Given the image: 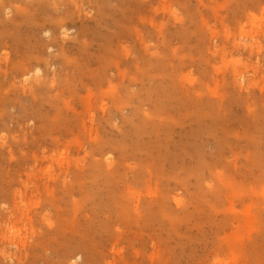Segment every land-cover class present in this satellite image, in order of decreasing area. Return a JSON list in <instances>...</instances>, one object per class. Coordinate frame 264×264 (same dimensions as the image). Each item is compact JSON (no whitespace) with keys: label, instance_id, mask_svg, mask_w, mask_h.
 Returning <instances> with one entry per match:
<instances>
[{"label":"rangeland","instance_id":"obj_1","mask_svg":"<svg viewBox=\"0 0 264 264\" xmlns=\"http://www.w3.org/2000/svg\"><path fill=\"white\" fill-rule=\"evenodd\" d=\"M0 1H2V0H0ZM3 1H5L4 2L5 3L4 6L6 5V7L8 5H10V3H12V1H10V0H7L8 3H6L7 2L6 0H3ZM9 1H10V3H9ZM15 1H14L15 4L10 5V6H13V7L9 6L7 8V10H5L4 6H2V4H1L2 2L0 3V6H1L0 12H2V9L5 11V12L3 11L4 13L2 12L4 15L0 14V20H2L3 23L5 22L4 20H6V19H7L6 22H8V19L10 20V18H13V16L15 17L17 12H19L22 9H25V8H30V9H32V11H35L36 13H38L39 16H40L39 18H41V20L43 22L45 21L43 19L47 18V16H48V19H46V20H50L51 22H53V21L49 17H52V18L54 17L53 19H56V21H55L56 24L60 20V17L63 18L64 15H65V17H68V18H64L62 20L63 22L61 20H60V22H58V24L60 25V29H59V25L58 24H57L58 25V27H57V25H55L54 22L53 23L50 22L51 26H50L49 23H47L46 27H44L45 31L42 30L43 26L39 27V29L41 28V30L35 31L36 32L35 33L36 34L35 35L36 39L34 38V41L37 42V40H39L37 42L38 46L40 47L39 49L43 50L44 52L42 51V53H44V54L46 53V54L45 55L41 54L42 55L41 57L45 56L44 57L45 59L44 58H42V59L40 58L41 61L40 60L35 61V59L33 60L34 62L31 65V69L32 70H31V73L27 75V78L22 77L20 72H17L20 75V77L18 76L17 73L15 74L17 77L14 76V75H12V76L8 75V76L4 77V80L7 81L6 85L9 84V85H7L8 87L11 84L8 81L12 80V85L11 86L13 88L16 87L17 89H16L15 93L13 91L12 94H10V95L7 94L9 97L11 96V98L7 99L8 103L11 106L5 102V105H7V108H8V106L10 107V109L8 108L7 112L5 110L7 108H5L4 104L2 102H0V159L2 158L1 166H3V168H1V166H0V170L1 169L3 171L6 170V172L4 171L5 173H8L9 171H12L11 173H15L17 164L19 162H21L26 155H28L30 157L32 153H33V155H37L38 154L34 158H33V156L28 158V159L31 160V161L29 160L30 161L29 163H31V164L28 163L29 165L28 164L26 165L25 171H22V172H25L24 174L21 172L22 173V175H21L22 181L19 180V177H17L18 180L15 179L16 180L15 182H17V183L13 182L15 184V185H13V187H15V186L20 187V189H22V191L24 189V192H22L24 198L23 197L19 198V201H18L17 197H16L17 198L16 200L14 199L15 198V196H13L15 194L14 191L15 190L16 191H20L17 187L12 189L13 192L11 191L12 194L14 193L12 195V197H14L13 200H12V197H8L7 196L9 201L6 198V201L3 202L2 201L3 197L0 196V199H1L0 201L2 202V203L0 202L1 203L0 206L2 205L0 207V209L2 208V210H0L1 212L4 211V210H5L6 214H9V212H17V209L20 207V201H21V207L18 210L17 214L19 215V214H21V212H27L30 215V218L28 217V219L32 220V221L26 222V223L25 222H23V223L18 222L20 224L16 226L18 231H19L17 233V235H18V237H23L24 238L25 244H20V246L22 245L23 247H20V246L17 247V246L12 245V244L7 246L10 249V251L12 252L13 255H14V252L17 251L18 253L23 254L24 255L23 258H24L25 257V253L28 251L27 252L28 255L32 256V257L30 256L32 258V259L30 258V261L32 260L33 262L34 261H36L37 263L39 262L38 264H49V263L53 264L52 263V261H53L54 264H57V261H59L58 260L59 257H58L57 253L58 252L61 253L62 250H64V248H65L62 245L58 246V244H57L55 246L56 249H57L56 253L52 252V251H48L47 252V255L49 254L48 256L51 257V259L49 258V260L47 259V257H48L47 255L46 256L42 255V253H41L42 251L39 252V255H42V256H38V254H34V253L38 251V249H39L38 246H39V244L42 243L41 238H43L49 231H51V233H48V236H50L53 232L56 231V230L54 231L55 224L57 222H58L57 223L58 225L60 224L59 223L60 217H58L60 212H58V211L61 210V212H62V211H64L66 209L65 210L66 211L65 212L66 221L68 222L70 220V218H69V214H70L71 220L73 221V222H71V220H70L71 223H74L76 220H80L81 216H82L81 218L84 220V218H83L84 214L82 215V213H85L86 215L88 214V217L90 215V217L92 218V216L94 215V212L91 211L92 208L90 206L93 205V203H94L93 201H96L95 203L100 202L99 201L100 199H99V197L97 195L96 199H94L92 201L91 200H86V199L83 201V198L81 200V197H83V195H81V194H83V193L81 192L79 187H76L77 190H76V188L74 189L73 194L77 193L78 195L77 194L74 195V196H76L74 198L71 197V199L69 201L70 204L69 203L68 204L67 203H63V206H66V205H69V206L68 207L66 206V208H64L61 205V208H63V209L59 208L60 210L59 209H55L54 207L49 205L48 201H46V199L45 200H42V199H43V197L46 198V197H48V196H50L52 194H55L56 192H57L56 195L59 194V195H57L58 197L60 195H62L63 192L60 190L61 186L59 185L62 182L61 181L62 178H63V180L64 179L66 180L67 184H69L71 182V179L74 178V176H75L74 173L76 172V170L81 169L80 167L86 168V167H88L90 165L91 160H92L91 159V153L94 152V151H95V156H96V153H97L98 154L97 155L98 158H102L103 157L102 159L105 158L111 164H115L118 161H120V158H119L121 156L120 151L115 149V148H113L112 146H110V144H111V140H114V139L115 140H121L123 138V136H122L123 132L126 131L127 129H129V127H127V125L128 124L130 125L129 122L126 125L125 121L128 118L130 119L131 116H134V113H135V108H136V107H134L135 105L130 104V103L126 104L127 103L126 102L125 105H122L121 107H118V105L116 103L117 102L116 98H118V100L121 99V98L122 99L124 98L123 96H121L124 92L126 93V94L124 93L125 94L124 96L127 97L128 89L130 90V92H132V91L133 92H135V91L138 92L141 88H146L147 91H149V90H151V87L153 85L152 88H154V90H151V91H155L156 89H159L160 92H161L163 88L167 87V90H169V89H172V88L174 89V87H175V89L174 90L172 89V91H176L177 94H178L177 96L183 95V92H184V95L181 96V98L185 97V99L187 97L185 96V91H183V89L184 90L187 89L186 90V95L189 93L188 91H190L192 89L190 91V93H189V95H191V94L194 95V96L191 95L193 97L192 101L196 103L195 100H197V102H199V103H196L195 105L204 104V103H209L211 100L213 101V98H214V100L217 99L222 94H223L222 96H224V92H226L225 94H227V95H225L223 97L224 100L227 99L229 96L232 97V95H234V93H235V92H233V91H235V88L233 87V90H232V83L230 81L229 82L231 84L228 83L227 80H231V78H232L231 76H233V78L231 80L233 82L234 78H235V72L237 71V73L240 74L239 77H238V81H239V83L241 85L244 86V88L241 89V90L239 89L236 92H240L238 94L241 95V93L243 91H245V93L244 92L242 93V96H244L243 94H246V95L250 96V100L248 99V102H247L248 104L247 103L243 104L242 105L243 107L241 106L240 109L239 108L237 109V107L234 108L235 115L238 117L237 120L238 121L239 120H241V121L245 120V122H247V123L256 125L254 122L258 120V119L256 120V117L258 116L257 114H259L261 111H263L264 107H263L262 103L259 102V101L262 100L261 96H262V98L264 97V95H263L264 81L262 80V79H264V60H263L264 59V57H263L264 56L263 55L264 54L263 53L264 52L263 51L264 50V48H263L264 47V42H261L262 40L264 41V33H262L263 30H264V29H262V27L264 28V8H263L264 0H257L258 1L257 4L259 3V4L262 5V6L260 5V8L257 7L259 5H255L256 4V2H254L255 0H251L252 2L249 0L248 3H247V1L245 2L243 0L242 3L244 5V7H243V5L241 6V4H242L240 2L241 0H237L238 1L237 3H239V4L241 3L240 5L238 4L239 6L237 5V7H239V8L235 7V5H236V1L235 0H231V1L229 0L228 2H227V0L226 1L225 0H143L141 3H140L141 0H130V1L129 0H94V2L92 0H82V1L81 0H77V1L75 0L74 2H72L74 4H71V2H70V1H73V0H46L45 1L46 3L41 0L43 2V4L39 3L37 1H36V3H34L35 0H15ZM120 1L121 2L125 1L124 3H122L123 5L124 4L127 5L129 3L130 6H132L133 9H135L134 10L135 12H133L132 7H129V5H127V6L129 8H131L130 10H132V11H130L129 8H126L130 13L128 14V11L126 9H125L126 13L123 12L121 8H123V10H124V8L126 6L124 5V7H122L123 5H121V7H120V3H119ZM126 1H127V3H126ZM132 1H134V2H132ZM136 1H137L138 4H141V6L143 5V7L140 8L141 7L140 5H139L140 7H137L138 4L136 3ZM229 2H231V3H229ZM249 2H250V4H249ZM44 3H45V5H44ZM66 3H69V4H66ZM224 3H225V5H223ZM246 3H247V5H246ZM74 5H75V7L77 9L74 7ZM101 5H102V8L104 6L106 8L105 7L103 9L100 8ZM245 5L248 6V7H249V5L250 6L252 5L251 7H254L256 10L254 8H248ZM144 7L145 8L148 7L147 9L149 10V12H148L147 9L145 10ZM245 7H246V11L250 12V13L248 12L249 14L245 11ZM98 8H100L101 11ZM233 8L236 11H237V9L239 10V13H241V17H242V11H243L241 9L244 8V11H243V13L245 15V16H243L244 19H241V17L239 16V13H237L238 11L237 12L235 10L231 11ZM97 9L99 10V13H103L102 10L105 11L103 13L105 15H103V14L99 15ZM136 9L139 10V11L137 12ZM248 9H251V10H248ZM252 10H253V12H252ZM119 11H122L123 13H125L126 17L122 16L123 13L121 12L122 13V15H121V13H119ZM140 11H141V13H140ZM227 11H229V12H227ZM70 12H71V14H70ZM131 12H133L134 14L138 13L140 16H138V14H137V15H132L133 18L132 17L130 18L129 15L133 14ZM40 13H42V14L40 15ZM43 13H44L45 16L46 15L47 16L44 17ZM227 13H229V14L226 15ZM252 13H254V14H252ZM62 14H64L63 17H62ZM67 14L69 16H72V18L67 16ZM230 14H233V16L230 15ZM247 14H248V16H247ZM250 14L254 15L253 17H255V19L258 20V23H257V20H254V18ZM101 15H103V18H101ZM193 15L196 16V17H194ZM41 16H43L44 18H42ZM134 16H136L135 22H134V20H131V19H135ZM221 16H222V19H221ZM235 16H236V18H235ZM238 16H239V18H237ZM16 17H17V15H16ZM127 17H129L130 19H128ZM223 17L226 19V21H225V19ZM231 17H234L235 19L233 18L232 20H230ZM228 18H229V20H228ZM57 19H58V21H57ZM121 19H123V23L124 24H126L127 21L129 22V20H131L130 23H129L130 25L128 24V22H127L128 25L127 24L126 25H124V24L120 25L119 23L122 21ZM238 19H240V21L242 20L241 21L242 22V26L240 24H239L240 26L238 24H237L238 26L235 25L237 22H239ZM233 20L234 21L236 20L237 22L235 21V24H234ZM245 21L248 22L247 23L248 28L250 26H252V27H250L249 29L246 28L247 25L245 26ZM254 21H255V23H254ZM241 22H239V23H241ZM44 23H46V21ZM131 23H132V25H131ZM47 25L50 26V28ZM53 25L56 26L55 28H56L57 31L55 29L51 28V27H54ZM26 27H27V25H26ZM235 27H236V29L238 27L240 29V31L237 30L239 32V33L237 32L238 34L237 33L235 34L233 32V31H236ZM46 28H47V30H46ZM255 29H260V30H256V32H255ZM253 31H254L255 35H252ZM258 32H259V34L261 33L260 36H259ZM30 33H31V31L29 29L23 28L22 30H20V32L18 34L20 36H22L23 39H25V38H27V36ZM118 34H120L119 37H120L121 40H119L118 42L117 41L115 42V40L117 39L116 36ZM241 35L243 36L242 38L240 37ZM245 35L247 36V38H246ZM53 36H55V38L57 37L56 39H58L59 41L58 40H56V41L59 44H57V42H56L57 45H55V40H54V43L51 42L53 39H55ZM202 36L204 37V39L206 41V42L204 41L205 44L202 42V39H203ZM231 36H234V37L232 38ZM249 36H252V37H249ZM253 36H256V38L258 40H254L256 38L253 37ZM22 37H21V39H22ZM43 38H46L48 40V42L45 39L47 43H44L45 40H43ZM252 38H254V39H252ZM259 38L262 39V40H260ZM230 39H232V40L234 39V41L231 42ZM16 40L18 42H20V40H18L17 38L16 39H13V38L9 39L7 37H6V42H5L0 37V71L1 70L3 71V72L1 71L0 75H2V73L5 74V70L7 69V67L12 65V64L10 65L9 63L14 61V60L17 61V59L20 58L22 51L27 49L26 46H23L22 43L20 45L19 43H17ZM39 42H40L41 46L39 45ZM114 42H115V44H114ZM200 42H202L204 45L202 43H200ZM41 43L44 44L45 46L44 45L42 46ZM226 43H227V45L225 46ZM232 43L234 44L233 49H232V47L230 48V46L233 45ZM255 43H256V46H255ZM110 44H112V45H110ZM252 44L255 47L254 52H256L257 54L254 53L253 51H251V48L249 49L250 52H247L248 48L251 47ZM108 45L112 46V48L114 50V53L111 52L113 50H111V51L109 50L111 47L109 46L110 47L109 48ZM193 45H194V47H193ZM240 45H244V47H242V46L240 47ZM191 46L194 48V50H193V48ZM202 46H204V48ZM200 48H203L204 51H205V54H203V56H200V53H204L203 49L199 51L200 53L198 51H196L197 53L195 52V50L200 49ZM227 48H228V50H227ZM183 49H184V51H181ZM191 49H192V51H191ZM238 49H240V51ZM242 49L244 50V52H242L243 51ZM260 49H261V51H260ZM185 50H187V51H185ZM219 50H220V52H219ZM87 51H88V54H87ZM104 51H106V52L104 53ZM108 51H110V52H108ZM190 51L194 52V53L193 54L190 53L191 55H189ZM238 51L242 52V53H238ZM82 52H83V54H82ZM91 52H93L95 55L94 54H93L94 56L91 55L92 54ZM64 53L69 55L67 57H71V58H68V59L73 60V61L76 59L77 62L82 63L79 66L82 67L84 65L82 67L83 70H82V68H80L77 65V68L82 70V71L81 70L78 71L79 74L81 72L80 75H76V74H78L77 69H75L77 62L76 63L73 62V63H75L74 64L75 65L74 68L72 67L73 65L71 66V64L67 65L68 64L67 63L68 60H67V62L64 60V57H63ZM101 53L103 55L105 54L106 58H107V56H109V57L107 59H104L105 56L102 55V57H101V55H100ZM183 53H184V56H183ZM79 54L80 55L82 54L84 56L86 55L89 58H91V60L88 57H84L82 55L80 56ZM113 54H115V55H113ZM219 54H221V55H219ZM245 54L246 55L248 54V56L246 57ZM97 55H99V57ZM179 55H180V57H181V55L183 57L180 58ZM140 56H142V58ZM161 56L164 57V59ZM191 56L192 57L194 56V57L192 58ZM219 56H221V57H219ZM257 56L259 58L261 56L262 59L258 60ZM157 57H159V58H157ZM217 57H219V58H217ZM102 58L105 60L106 63L105 62H101V61H103ZM152 58H153V60H152ZM155 58L157 60V61L155 60L157 63L159 62L158 59L161 60L160 61L161 63H162V60H165L163 62L164 66H165V68H164L165 72L164 73H163L164 69H163V71L161 70L162 67H163V64L161 65V63H158V64H160L157 67V68H159V70L157 68H155V67H153V69L155 68L159 72L161 70L160 74H162V75L165 74V73H167V76H168V74L169 75L172 74L171 76H168L169 77L168 80H167V78L164 79L166 77V75H165L164 78H163L162 75L161 76L160 75L156 76L157 78L160 76V79L159 78L156 79V77L154 76L155 74L154 75L152 74L153 77L151 76V79L145 77V75L144 76L142 75L139 78L135 77V76H137L136 74H138L137 73V71H138L137 63L139 61L138 59H140V62H141L140 64H142L141 67H145L144 69L146 71V68L148 66H150V64H155L156 63V62H154ZM183 58L185 60H183ZM88 59L90 61H88ZM100 59H101V61H100ZM110 59H111V61L114 60L113 63H111ZM149 59H151L153 63L152 62L150 63V61H151L150 60L149 64H148V60ZM204 59H205L207 64L204 62ZM78 60H80V61H78ZM92 60L94 62H92ZM179 60H183L184 63H179L180 62ZM183 61H181V62H183ZM239 61H240V63H239ZM36 62H39V63H36ZM87 62H89L91 64V67H90L91 71H90V69L88 67H87L88 70L85 67V64ZM99 62H100V64L101 63L108 64V66L105 65V64L104 65L103 64L100 65V64H98ZM109 63H111V64L109 65ZM178 64H183V65H181V67H180V65L178 66ZM176 65H177V67H180L179 69H181V70H178ZM230 65L233 66V68ZM236 65L239 66V67H236ZM247 65H248V67H247ZM100 66H102L103 68H100ZM105 66H107V68ZM154 66H156V65H154ZM94 67L95 68L97 67V69H95ZM104 67L106 68V70L103 73V75L106 73L104 75L105 77H107V78H105L106 81L104 80V77H102L103 79L99 80L100 82L102 81L101 83H99L98 81L97 82L95 81L96 84L93 81L91 83L90 81L92 79L90 80V78H92V77H91L90 73L92 72V69H93L94 74L96 73V76H98L97 75V74H99L98 72H100V74H101L102 71H104L103 69H105ZM141 67H140V70L142 69ZM166 67H168V68H166ZM203 67H205V68H203ZM207 67H208V69L211 68V71L206 70ZM227 67H228V69H227ZM230 68H231V70H229ZM240 68L244 71V73H242L243 71ZM144 69H143V72H142L143 74H145L144 73ZM153 69H152V71H153L152 73H154V72L157 73L156 72L157 70L155 71V69L154 70ZM216 69H219V70H216ZM85 70H87V71H85ZM97 70H99V71H97ZM140 70L138 71L139 73L141 72ZM149 70H151V68L147 69V71H149ZM83 71H84V73H86V72L88 73V71H89V73H88L90 75V76L88 75L89 78L86 77L87 73L85 74V76H83V74H84ZM167 71H169V73ZM175 71H180L181 74H179L180 72L177 73ZM207 71L209 73L206 74V78H203V76H205V74L203 75V72L206 73ZM221 71H222V73H221ZM224 71L227 72V75H226V73ZM231 71L233 72V75H232ZM74 72L76 74H73ZM219 73L222 74V75H219ZM4 74H3V76H4ZM242 74H243V76L245 78H242L243 77ZM150 75H151V72H150ZM77 76H83L82 78H84V80H85V77H86L87 80H85V82L87 83L86 85L88 86V89H87V86H85V87L83 86V85H85L84 80H83L84 84H82V83H79V85L77 84L78 85L77 88L74 86L76 91H71L70 89L65 88L66 85H67V84H63V82L65 80L64 81L60 80L62 83L59 82V80H58V79H60L59 77H62V78L65 77V79L69 78V79L73 80V83H74L75 79L79 80V78H80V77L78 78ZM161 77L163 78L162 81H163L164 85H162V81H161L162 78ZM224 77H225V79H224ZM226 77H228L229 79L226 78ZM131 78L132 79L134 78V79L132 80ZM135 78H137V79H135ZM153 78L157 82H155V80ZM88 79H89V85H88V82H87ZM181 79H182V81H181ZM205 79L207 80L204 83V84H206V86L204 84H202V81H204ZM164 81H165V83H164ZM226 81H227V83H225ZM44 82H46L45 94L44 95H40V97L42 96V98H43L45 96V100L39 102L38 98H40V97H38L37 99L33 98L32 92H34L35 90H38L39 89V85H41ZM169 82H172V83H169ZM221 82H222V85H221ZM155 83H156V85H155ZM223 83H225V84L223 85ZM97 84L98 85L101 84L100 87H102V89L101 88H96L95 86ZM166 84L168 86H170V87L168 88V86ZM175 84H177V85H175ZM154 85H155V87L157 86L156 89H155ZM200 85H202V87ZM203 85L205 86V88L203 87ZM7 86L6 87L4 86V87L7 89ZM227 86H229L230 88L228 87L227 90L225 91V88ZM260 86H262V88ZM97 87H99V86H97ZM196 87L199 88V90ZM5 88H3V90H2V92L3 91L4 92L1 93L3 96L0 94V96H1L0 99L2 98V100L6 99V96H4L6 93L12 91V90H9V89L8 90H4ZM89 88H91V89H89ZM195 88L197 89V92H196ZM228 89H230L232 91H229ZM99 90H100V92H101V90H103V91L100 93ZM253 90L255 91L254 94H252L254 92ZM96 91L99 92V93L97 92L98 94H101V95H104V96H102V98H101L100 95H99V97L101 99L99 97H95ZM113 91H114L115 94L119 93L121 95H119V96L117 95L118 97L115 96L116 98H114L115 94L113 93ZM118 91H120L121 93L118 92ZM218 91H220V92H218ZM227 91H229V92H231L233 94H231V93H229ZM259 91H261V93ZM209 93H211V94H209ZM219 93H222V94H219ZM228 93H229V95H228ZM98 94H96V96ZM204 94H206V97H202V96H204ZM207 94H208V96H210L209 100H207L208 99ZM235 94H237V93H235ZM260 94H262V95H260ZM146 95H147V92L145 91L144 92V96L147 99ZM214 95H216L215 97H217V98L213 97ZM255 96H257L256 101H258L259 103L255 102ZM54 97L57 98V99H54ZM119 97H121V98H119ZM126 97L124 99L128 100V98H126ZM52 98L54 100H51ZM98 98H99V100H98ZM33 99L36 100V101H34ZM198 99L199 100L202 99V101H204V100L205 101L201 103L200 101H198ZM95 100H98V101L95 102ZM4 101H6V100H4ZM192 101H191V103H193ZM212 101L210 103L216 105V101H213L214 103ZM53 102H55V103H53ZM136 103H138V102H136ZM249 104H250V107H247V106H249ZM253 104H254V106H253ZM256 104H257V106L260 105V104L262 106L260 105L259 107H256ZM244 105H246V107L248 109L247 111L249 112V114H248V112L246 113ZM26 106H28V107H26ZM23 107H25V108H23ZM142 107H143L144 112L146 111L147 113H149V111H152L154 109L153 102H151L150 100H146V102L144 101L143 104H142ZM256 110H257V112H256ZM5 112H6V114H5ZM41 112L47 113V116H50L49 119H48V117H46V120H45L44 117H41L40 116ZM7 113H9V114H7ZM244 113L248 114V116H250V115H252V116H250V118L248 116L244 117L245 116ZM255 113H256L257 116L255 115ZM123 116H124L125 119L123 118ZM253 116H254V118H253ZM78 117H79V119H78ZM126 117H127V119H126ZM137 117L138 116H134V119L137 120L139 118V117L138 118ZM244 118H246L250 122L246 121V119H244ZM131 119H133V118H131ZM252 119H253V121H252ZM187 120L188 119L184 120V124H186V125H184L185 127L182 125L184 128H182L180 126H178L177 128H173V132H171V133H173L172 138H173L174 141L175 140L176 141H178V140L181 141V138H182L183 141L187 140L186 141L187 143H192L191 146L194 145V147H198L197 146V141H196V139L194 137H192V135L189 136V138L188 137L186 138L185 137L186 134L185 133L183 134V130L189 128L190 125L194 126L196 128V125H197L198 122L196 120H195L196 122L194 120H190V122H188L189 120L188 121ZM137 121H135V122H137ZM191 121H194V123L192 124ZM220 121H221V119H220ZM230 121H233V120H230ZM186 122H188V124H189L188 126H187ZM235 122H236V120H235ZM237 122H236V125H237ZM260 123H262L264 125V121L263 120H261ZM229 124H233V122L229 123ZM243 124H244V122H243ZM243 124H241V122H240L239 125H238L239 128H241L242 126L245 128L246 125L244 126ZM262 124H261V126H262ZM45 125L48 126L47 132L44 129ZM124 127L126 128V130L124 129ZM194 127H193V129H194ZM263 128H264V126L260 127V131H259V134H260L261 138H263V139L261 140V138H260V140H261L260 141L259 137H257V136L255 137V138H258V140L260 141V142L256 141L254 143V146L258 145L257 146L258 148L257 147L255 148L253 146V144L251 143L252 145L248 146L249 149H250V147L251 148L254 147V148L250 149V150L246 149V148H248L247 145H246V143L249 141L248 137H247V139H246V136H244V137L241 136L242 138H239L240 134L237 135L238 137H236L235 134L231 135V137H233V138L228 136V139L230 141L232 140L231 142H233V140L234 141H239V139L240 140L242 139L241 142H240L241 144L238 142V144L240 146H237L238 145L237 143H235V144H236V147H238V148L239 147L243 148L242 145L244 144V149H242V151L244 150V151H246V153L244 154V152L241 151V148H239L240 151H239L238 148H236V149H237V151H239V153H242L241 156L246 155L245 156L246 158L245 157L244 158L241 157L242 160H240V156H239L240 154H238L239 158L237 157V153L238 152H236V154L235 153H231V151L235 152L236 149L235 150H231V151L229 149V150H227L228 152L226 151L225 154L228 153L227 158L229 160L225 159L226 155H224L225 157L223 158L222 163L218 164L219 166L216 167L215 171H214V172L221 171L222 173L221 172H219V173L216 172V173H214V175L212 173L213 176H216V174H217L216 177H218L217 178L218 180L222 179V181H224L223 182V186L224 187L222 186L224 189H222V187H221L222 184L216 179V177H213V176L209 175L210 174L209 171H207V173L205 175L206 176L205 182L201 186L198 185V182H197V180L194 177L186 180L185 183H181V184H179L178 181H175L176 179L172 178V180H171V178H168V180H167V178H166L165 181H163L164 179L162 177H160V178L163 179V180L161 179L162 183H160V181H159L160 178L158 179L157 174L152 172L154 170H151L150 173L148 172V175L145 174L143 178L144 179L146 178L148 180L145 182L142 179L143 182L141 181L142 183L139 182V185L138 184L134 185V187L132 188L133 191L131 190V192L128 194V196H131L130 199L135 197L131 201L133 204L130 203V207L128 206L131 209V213H127V214H131V215H128V216L126 215L128 218L127 217H123V218H125V219H123L124 223H123V220H121V219H120L121 221H115L116 219H118V218H115L117 212L111 214V216H110L112 218V220H114V222L113 221L111 222L112 225H113L112 229L113 228L117 229L116 231L114 229L111 230V232L112 231L113 232L112 233L110 232V234L114 236V234L116 233V234H118L119 237L115 234L116 237L114 236V238H112V236L108 234L109 233L108 231L105 232V231L99 229L100 227L96 228V230L99 231L98 233L96 231V234H95V231H94V235L96 237L98 236V234H99V237H101L100 235L105 233L103 235L104 237L102 236L103 237L102 239H103V245L104 246L103 245H99V247L100 246H103V247H100L101 249L98 248L96 246L97 241H98V244H99V242L101 244L102 240H101V238L99 239V237L96 238L92 234L93 236H91V240L94 237V240H92V241L93 242L96 241L94 246L97 247V248L94 249L95 247L92 246L93 243L89 242L90 245L92 246V247L90 246V248H92L91 252L93 251V249L95 250V251H93V254H92L93 257H89L90 253H88V254H85V255H88V257L84 256L82 254L83 258L86 259L87 261L90 259V261H88L89 264L90 263L92 264V262H94L96 260H99V261L101 260L102 264H155V262H154L155 259H156L155 261L157 263L161 262V263H158V264H162V261H165L164 263L166 264V261L168 260V257L171 258V256H172V258H171L172 260L171 259L170 260L173 261V262L175 261L176 258H178V259H176L177 260L176 264H178V263H180V264H191V263L195 264V261L199 257V255H200V258H201L202 257L201 255L203 254L202 260L204 261V259H206V258H204L205 255L207 253H209L210 250H212L213 247L215 246L216 248L214 247V249L218 248L217 249L218 251L215 250V253L217 254V258L214 255L215 253L213 252L214 251V249H213L212 253H210V257H208L209 254H207L208 256L206 255L207 259L209 258L208 260L206 259L203 262L200 258H198L197 259V263L199 262L198 264H242V263L243 264H248V263L251 264L250 261L252 260V264H253L254 263L253 262L254 256H252V255H254V253H252V252H255V249H256L255 254H258V251L259 252L261 251V253H259V254L260 255L261 254L264 255V251L262 249V248H264V240H263V238L261 239V235H262L261 232L264 235V232H263L264 230H262V229H264V225H263L262 228L258 227L259 225H261V222L264 221L263 220V217H264V178H260V177H263L261 175L259 177H257L258 180L255 178L256 176H258L261 173V170L264 172V169H261V167L264 165L261 160L264 161V158L261 159V160L259 159V157L261 158V155L264 157V154H263L264 153V149H263L264 148V144H263L264 142L262 143V141H264V136H262V135H264V132H263L264 129ZM184 132H185V130H184ZM174 133H176V134H174ZM3 137H4L5 140L3 139ZM35 137H41V138L46 140L45 143H42L43 147L39 146V148H38L39 150L37 149L36 146L33 147V145H32V139H34ZM203 137H204V139H203ZM209 138L210 137H208V136H202V141L205 142V143L207 142L206 147L209 145L208 146L209 150L206 149L203 152L205 154L208 153V154H206L207 157H212V152L210 153V148H214V142H213V140H209ZM99 139H100V141H99ZM210 139H212V138H210ZM243 139L245 141H243ZM53 140H55V141L57 140L59 142L58 145H56V143L54 144ZM146 140H148V139L145 138V141ZM197 140L199 141V138ZM202 141L200 140L199 141L200 143L198 142L199 145L203 143ZM143 142H144V140H143ZM209 142H212V144L209 143ZM12 143H13V145H12ZM259 144H262V145H259ZM29 145L30 146L32 145V146L30 147ZM10 146L12 147L13 156L14 157L12 159L11 158L8 159L9 161L7 162L6 159L9 158L8 156H10V152H9L10 148H11ZM13 146H14V148H13ZM191 146H190V150L194 151L196 148L193 147L194 148L193 149V148H191ZM36 149H37V151H36ZM255 149L260 151V153L258 152L259 153L258 155H260V156L257 157L258 159H255L253 161L252 159L256 158V156H258L257 153H256L257 151ZM29 150H31V154H30ZM215 150H216V148L213 150V152H215ZM251 150H252V152H251ZM53 152L55 153V155H54ZM194 153L198 155L200 152L199 153L198 152H194ZM204 153H202V154H204ZM254 153H256V156H255ZM6 154H7V157H6ZM209 154H211V155L208 156ZM200 155H201V153L198 156H200ZM247 155H248V157H251V160L249 158H247ZM3 156H5V157H3ZM140 157H141V155L136 153L135 156H131L129 158L128 165L130 166V168H128L129 170H126L127 174L125 175V177L128 178V181L133 180L134 179L133 177H134L136 171L140 170V165H139L140 162H139V160L141 158H143L144 156L141 157V158ZM4 158H6L5 159L6 162L3 161ZM25 159H27V158L25 157ZM17 160L18 161L21 160V161L16 163ZM143 160H144L143 163L146 164L147 163L146 157H144L140 161L142 162ZM224 160H225V162H224ZM234 160H236L238 163L237 162L235 163ZM247 160L248 161L250 160V162H248ZM258 160L261 161L262 165H260L261 163ZM226 162H230V163H228V165H227ZM255 162L257 164H259L261 167L257 166V164H255ZM15 163H16V165H15ZM223 163H225L224 164L225 166L223 165ZM239 163H241V164H239ZM11 164L12 165L14 164L13 166L15 168ZM242 164H244V165H242ZM10 166H12V168ZM148 166H150V165H148ZM226 166H228V167H226ZM239 166H240V168H239ZM245 166H246V168L249 167L251 170L253 169V173L257 169H258V171H259V169H261V170L259 171V173H258V171H256L258 174L254 177L253 175L256 172L253 174V173L250 172L251 171L250 169L247 168V170H245L246 169ZM250 166H252V168ZM255 167H257V169ZM263 168H264V166H263ZM13 169H14V172H13ZM243 169L245 171H243ZM237 170L238 171L241 170L240 172L242 173V171H243V172H245V174L248 173V170H249V173H251L253 175L251 176V174H246V176L248 175V177H246L245 174L242 173L241 174L243 176L242 177V176L239 175V173L238 174L236 173V172H238ZM226 171H228V172H226ZM233 171H235L234 172L235 174L232 173ZM151 172H152V175H151ZM223 172H225V174H223ZM263 172L261 174H264ZM226 173H228V174H226ZM38 174H40V175L42 174V176H40V175L38 176ZM230 174H231V176H233V178H234V176L236 177L237 175H239L241 178H239V176H237L238 179L234 178L233 180L234 181L236 180L234 182L232 180ZM29 175L32 178L31 180H29V178H30V177H28ZM150 175H151V177H150ZM181 175L183 176V173H181ZM224 175H225V178H224ZM148 176L150 178H147ZM38 177H41V179L38 178ZM54 178H55V181H54ZM59 178H61L60 181L58 180L60 183L57 182V180H56V179H59ZM84 178L85 177H83V179ZM242 178H246L247 180L246 181H245V179L241 180ZM251 178H255V179H253V183H255L254 185H256V187L251 182L252 181ZM33 179L35 181H32ZM43 179H44V181H43ZM223 179H225V180H223ZM226 179H227L228 182L230 180L232 181L233 184L231 183V185H233V186L235 185V188L237 189V192H233L235 189H233V191H232V189H231L232 186L230 184L229 185H230L231 188L228 186V183L225 182ZM39 180H42L41 183L43 185H41L38 182ZM255 180H257V181H255ZM28 181H29V184L30 183L32 184L33 189H32V186H30L31 184L28 186ZM45 181H46V183H45ZM47 181H48V183H47ZM169 181H171V182H169ZM18 182H19V184H18ZM51 182H53L54 184L51 183ZM56 182L58 183L57 186L59 187V190H58L57 186L55 187ZM237 182H239V183L235 184ZM259 182L261 184H259ZM36 183H37V185H36ZM49 183H51V184H49ZM86 183L85 184L87 186L84 185V186H86V188L88 186H89L88 188L92 187V186L90 187V182H89L88 179L86 180ZM101 183L102 184H100V185H102V186H99V187H101V188L103 187L102 188L103 193H107L108 187L106 185V182L103 180ZM45 184L48 186L47 188L49 189L50 192H52V194H46L47 193V191H46L47 188H46ZM225 184H227V186H225ZM52 185H54L53 188H52ZM219 185H220V187H219ZM238 185H240V186H238ZM113 187H114V185H113ZM113 187L111 185V187H110L111 190L110 191L113 194L114 191L112 192V190L114 188H115V192L119 189L118 192L115 193L117 195L120 192V188H118L116 186L114 188ZM218 187L221 188L222 190H224L225 192L220 191L221 189H219ZM41 188H42V190H41ZM97 188L98 187L94 186L93 189L97 190ZM217 188H218V191H220V192H218L216 190ZM35 189H36V192L34 191ZM39 189L41 190L40 194L38 192ZM229 189H231V190L229 191ZM238 190H241V191H238ZM30 191H31V193H30ZM215 191L219 194V197L224 196V194H221L222 196H220V193H225L226 194L225 195L226 199H225V197H223L224 199L217 197L218 194L216 193V195H215ZM164 192L169 195L167 197V202L166 203H167L168 208H170L173 211V212H171V214L173 216L172 220L173 219L174 220L178 219V220H176V221H174L172 223L170 221L171 217L166 216L165 218H168V217L169 218L165 220L164 218H162L163 215H161L159 212H157L158 214H160V216H157L158 217L157 219H159V221L160 220L161 221L165 220V221H163L161 223L158 222V224H157L158 220L155 219V217H156V216H154L155 212L152 213L153 215H150L149 217H147L146 216L147 214H145L146 212L144 214L142 213L143 212L142 211L143 207H141V205L139 203H142V206H144V208H145L146 202H148V200L149 201L150 200H156L162 194H164ZM131 193L133 194L134 197L131 195ZM252 193H254V194H252ZM44 194H45V196H43ZM97 194H98V192H97ZM198 194H201L203 197H205V200H207L211 204H213L215 209L219 208L216 211L213 208L207 209V210H209V212H210V210L211 211L214 210L213 212H210V213L208 212L210 214V217L208 219L205 218V217H208L207 213H206L207 212L206 210H205L206 212L205 211L202 212L203 213L202 215H201L200 212H198L200 217L203 216L204 213H206L204 215L205 217L203 216V218H202L203 221L205 219L208 220V221L206 220L204 222V223L208 222L206 225L204 223L203 224L201 223V225H200L199 224L200 222L197 223L198 220H200V221H202V220H201V218L199 219V217H197L198 220H196L195 218H196V216H198V214L196 213V216H195V214L193 212L195 210V204H196V202L198 200V198H196L198 196ZM252 195H253V197H252ZM9 196H11V194ZM244 197H246V199ZM37 198H39V199H37ZM72 198H73V201H72L73 203H71ZM77 198H79V200ZM177 198H179V199H177ZM138 200H139V202H138ZM11 201H13V202H11ZM43 201H45L46 204L49 205L48 208H47V205L44 206L45 202H43ZM83 202H84V204L86 203L85 205L83 204L84 206L81 205ZM13 203H15L16 205L15 204L13 205ZM41 203L43 204L44 207L42 206ZM22 204L24 205V207H23ZM64 204H66V205H64ZM131 204H132L133 208H131L132 207ZM135 204L138 205V207ZM17 205H19V206L16 208ZM71 205H74L75 207L74 206L71 207ZM79 205H81L83 208H81V206H79ZM86 205H87V208L89 207L88 208V210L90 209L89 211H87V209L85 210L84 207H86ZM204 205H205V208H210L209 205H206V204H204ZM10 206H12V207H10ZM41 206H42L43 209L41 208ZM73 207H74L75 210L73 209ZM76 207L84 209V210L80 209L81 211H79V209H77ZM200 207H204V206L202 205ZM22 208L25 209V210H23ZM44 208H46V209H44ZM70 208H71V210H70ZM139 208H142V209L139 210ZM67 211H72V212L68 213ZM74 211L76 212V214H75ZM78 211H79V213H78ZM33 212L35 213V215L34 214L31 215V213H33ZM39 212H41V213H39ZM56 212H58V214ZM92 212H93V214H92ZM138 212H139L140 216L138 215ZM38 213H39V215H37ZM48 213L50 215V220H49ZM66 213L68 214V216H67ZM80 213H81V215H80ZM102 213L103 212H101V213L100 212H98V213L96 212V214H98L99 217H101V218H99L98 216L96 217V215H95L96 219L93 216V218H94L93 221H96V220L98 221L97 218H99L101 220L102 218H104V217L106 218V216H109L108 212L106 214L105 213L102 214ZM176 213L178 214L177 216L173 215V214H176ZM71 214H75L76 219H75L74 215H73L74 219H72L73 217L71 216ZM100 214H102V215L100 216ZM190 214H193V216H191ZM36 215L38 216V218H37ZM77 215L79 217L78 219H77ZM132 215L134 216V218H130ZM189 215L191 217L195 216L194 220L192 219L191 221H189L188 223H186L184 225H182V223L179 224L180 222H183V221H181L182 219L180 220L181 217L182 218L185 217L183 220L186 219V222H187ZM31 216H36L35 217L36 220H35L34 217H31ZM41 216H42V218L43 217L44 218L41 219ZM137 216H139V217H137ZM141 216L143 217V220H142ZM151 216L154 218V220L151 218ZM179 216H180V218H179ZM174 217H176V219ZM4 218L2 217V215H0V221H1L0 223H2L0 225L3 226V227H5L4 225H6V222L3 221ZM55 218H58L59 220L57 221V219H56V222H55ZM67 218H69V219L67 220ZM129 218H130V222L132 221L131 222L132 224L134 222L139 221V220H141L143 222V224H142V222L141 223L137 222L138 225H137V223H134L133 227H132V224L130 222H129L130 224L128 223ZM137 218H139V219L137 220ZM146 218H150L152 223L156 220V222H155L156 224H154V223L153 224L157 225V226L156 227H152L154 225L153 224H151L152 226L149 225L151 223L150 222L148 225L151 226V227L149 228L148 225H145V223L147 221ZM211 218H213V219H212V221L209 222V220ZM226 218H228V219L226 220ZM260 218H262V219L260 220ZM47 219H48V221H47ZM82 219H81V222L83 224H81L80 221H76V223L78 225L80 224V225L84 226V224L86 225L87 223H86V220H84L85 221V223H84V221ZM214 219H217V220L214 221ZM224 219L226 220L225 224L228 223L226 225L227 227L224 226ZM34 220H35V223H36V221L39 224L41 223L40 224L41 226L39 224H37V223L35 225L34 224ZM42 220H43V222H41ZM135 220H137V221H135ZM189 220H190V218H189ZM221 221L223 223H220ZM257 221L258 222L261 221V222H259L260 224ZM116 222H117V224L119 223V225H117ZM120 222H122L123 224L120 223ZM176 222H177L178 225L176 224ZM127 223H128V226L124 227L123 225H125V224L127 225ZM159 223H160V228H161L160 231H162V232L165 231V230L167 231L165 233L163 232V234L165 236L162 234V232L161 233L159 232V228H158ZM209 223H212V224H209ZM218 223H220L219 226L221 224H222L221 226H223V227L220 226L221 228L218 227L219 229H221V232L216 227V226H218ZM229 223H230V225L232 224L231 227H229L230 226ZM255 223H257V224H255ZM263 223L264 222H262V224ZM33 224H34V226H33ZM164 224L165 225L168 224V225L165 226ZM173 224H176L178 227L173 225ZM197 224H199V226L203 225L204 227L202 226V228H198L199 226ZM48 225H49V227H48ZM144 225L147 227V229H146V227L144 228ZM35 226H37V227H35ZM174 226L177 227L176 229H178L179 234L181 233V231L184 232V235L186 233H188L189 235L187 234V236H189V238L191 237V240L194 239V241H197L199 239V242H200V241L204 240V239L202 240V238H205L208 241H206V240L203 241V244L202 243L199 244V242H196V243L194 242L195 244H192L193 241L190 242V239L187 236H185L187 238L183 237V234H182L183 232L181 233V235H182L181 238L179 237L180 235L179 236L177 235L178 232H176V234L174 235V232L176 231L175 228L174 229L172 228ZM256 226H257V230H256ZM46 227H48L50 230L46 231V229H48ZM129 227H131V229ZM162 227L165 228V229L163 230ZM224 227H226V228H224ZM253 227H255V228H253ZM37 228H39V229H37ZM40 228L41 229L43 228V229L40 230ZM128 228L130 230V233L128 231ZM139 228H140V230H138ZM153 228H154V232H155V230L156 231L158 230L156 232V234H158V235L162 234V236L164 238L161 237V236H158L159 237L158 238L157 235L154 232H152ZM222 228H224V229H222ZM36 229H37V232H35ZM167 229H169V230H167ZM215 229H217V231ZM125 230H126V233H129L130 235L125 234L124 233ZM214 230L216 232H214ZM260 230H262V231H260ZM45 231H46V234H44ZM100 231L101 232L103 231L104 233H101ZM117 231L120 232L121 235H119V233ZM148 231H149L150 234L148 233ZM168 231H170V232H168ZM218 231H219V233L222 236L219 233H217ZM121 232L123 234H125V235H123L125 239H128L129 236L130 237L134 236L133 237V238H135L134 242H132L133 238L131 237L132 238L131 241L129 239L128 243H127L126 240L123 238ZM151 232H152V234H151ZM234 232H236V233H234ZM258 232H260V233H258ZM37 233H39V235H41V236H38V238L40 240L39 239L37 240V238H36L37 237ZM166 233H170L171 235L170 234H166ZM215 233L219 234V235H216V237H217L216 240L219 243L222 242V244L224 245V246L222 245L223 248H222V246H219V243H218V245L216 244L217 242H216L215 239L212 238L213 241H210V240H212L211 237L213 235H215ZM254 233H258V235L261 234L258 237H260L261 241L262 240L263 241L261 242L257 238L256 239L258 241H256L255 237H257V234L254 235ZM154 234H155V236H154ZM230 234H231V236H234V237L231 238ZM244 234H248V235L244 236ZM252 234H253L254 237H252ZM151 235H153L154 237L151 238ZM169 235H170L171 238L169 237V239H168ZM204 235H206V236L204 237ZM48 236L47 235L45 236V239H43V243L46 241V239L49 238ZM166 236H167V238H166ZM109 237L112 238V239H110ZM206 237H208V238H206ZM213 237L215 238V236H213ZM220 237H223V239L220 238ZM249 237H250V239H249ZM262 237H264V236H262ZM95 238H96V240H95ZM122 238L124 239L125 242L122 240ZM226 238L229 239L230 241L227 240ZM233 238H235V239H233ZM239 238H240V240H239ZM181 239L184 241V243L186 242L187 245L183 244V241H181ZM253 239H254L255 242L253 241ZM223 240L226 241L225 244H224ZM234 240L236 241L237 244H235L234 249H231V247L234 245V243H233ZM237 240H239V241H237ZM165 241L167 243H164V245L166 244L165 246L168 248V249H166V251H165V249H163L164 245L162 244ZM172 241L177 242V243L173 242L174 244H177V245L172 244ZM245 241H247L248 243H246ZM35 242H37V243H35ZM209 242H210V244H209ZM213 242H215V244ZM228 242H229V244H232V245H227ZM238 242H239L240 245L238 244ZM242 242H243V244H242ZM251 242H253V243H251ZM33 243L35 244L34 246H32ZM180 243H182V244H180ZM205 243H207L209 246L207 244H205ZM254 243H256V244H254ZM133 244H135V245L133 246ZM250 244H251V246H254V245H256V246L258 245V246L257 247H249L248 245H250ZM259 244H262L263 247H261V245L259 246ZM31 246H32L33 250L31 249ZM69 246L71 248L70 244H69ZM217 246H219V247H217ZM240 246H243V247L247 246L246 248H244V252H243V247H241L240 250H238ZM34 247L37 248V251H34V250H36V248H34ZM173 247H175V249ZM194 247L196 248V252H194L195 251ZM207 247H208V249H206ZM258 247H260L262 250H260V248L258 249ZM169 248H171V249H169ZM225 248H227V250ZM250 248H252V249H250ZM28 249L32 250V252L29 251ZM192 249H193V251L191 252ZM204 249H205V251L206 250H208V251L205 252ZM246 249H247V251H246ZM161 250L163 252L165 251L164 255H165V253L168 250H170L168 253H166V255H168V257L165 255L167 257L166 258L167 260L165 259V256L163 255V252ZM187 250H189V251L187 252ZM249 250L251 251V253H250ZM22 251H24V252H22ZM97 251H98V253H97ZM99 251L102 252V253H100ZM173 251H175V253ZM248 251H249V255H248ZM161 252H162V254H161ZM170 252H171V254H170ZM178 252H180V255L178 254ZM245 252H247V254ZM53 253L57 254L56 256L58 258L55 257V255L52 257ZM183 253H184V255H185V253H190V254L193 253V254L192 255H187L186 254V257H187L186 258L183 255ZM32 254L35 255V258H37L36 260H35V258H34V256ZM101 254H102L101 257L103 258V260H102L101 257H100L101 259L99 258V256ZM169 254H170V256H169ZM172 254H174V257H173ZM194 254L195 255L198 254V255L196 257H194L195 256ZM242 254H244V256H247V258L243 257ZM259 254L255 255L257 257V261L256 262H258V259L260 260L261 257L263 256L262 255L261 257H259L260 256ZM13 255H10V256L6 255L5 259H2L3 257H1L2 256L1 255L0 256V260H1L0 263H2L4 261L3 264H20V263L21 264H28V262H29V259H28L29 257L28 256L23 259L25 261L22 260V261L19 262V261H17L18 258L16 256H13ZM36 255L38 257H36ZM211 255H213L214 257L211 256ZM82 256L79 259V262L77 264H80L81 262H82L81 264H85L86 260H84L82 258ZM153 256H154V258H153ZM160 256H162L165 260L163 258H162L163 259L162 261L159 260V259L157 260V257L160 258ZM248 256L249 257L251 256L253 258L250 257V259H251L250 260L248 258ZM13 257H15V258H13ZM40 257H43V259H45V257H46V259L43 261V259H41ZM54 257H55V259H54ZM85 257H87L88 259L85 258ZM52 258L56 261V263H55V261ZM93 258H95V259H93ZM97 258H99V259H97ZM150 258H151V260H150ZM241 258L242 259L245 258L246 260H242ZM199 259L202 262L198 261ZM247 259L250 260V261L246 262ZM50 260H52V261H50ZM254 260H256V259L254 258ZM263 260H264V258H263ZM169 261H167L168 262L167 264H175V262L172 263L170 261L171 262L170 263ZM261 261H262V259H261ZM261 261H259V262L261 263ZM33 262H31V264H34ZM36 262H35V264H37ZM244 262H246V263H244ZM88 263H86V264H88ZM100 264H101V262H100ZM255 264H257V263H255Z\"/></svg>","mask_w":264,"mask_h":264},{"label":"bare ground","instance_id":"obj_2","mask_svg":"<svg viewBox=\"0 0 264 264\" xmlns=\"http://www.w3.org/2000/svg\"><path fill=\"white\" fill-rule=\"evenodd\" d=\"M7 1V0H6ZM10 1H12V3H10ZM9 1V3H10V5H12V4H15V2L13 1V0H10ZM36 1L37 2H39V3H42L43 4V2H45L46 0H35L34 1V3H36ZM75 0H73V1H70L71 2V4H74V3H72V2H74ZM77 1V0H76ZM82 1V0H81ZM93 2H94V0H92ZM130 1V0H129ZM143 0H141L140 1V3L142 2ZM226 1V0H225ZM229 0H227V2H228ZM231 1V0H230ZM236 1V5H235V7H237V5L239 4V3H237L238 1L237 0H235ZM242 1L243 0H241L240 2L242 3ZM245 2L247 1V3H248V1L249 0H244ZM251 1V0H250ZM2 2V3H1ZM5 1H0V3L2 4V6H4V3ZM14 2V3H13ZM79 2V1H78ZM90 2V1H89ZM97 2V1H96ZM125 2V1H124ZM124 2H119L120 3V7H121V5H123L122 3H124ZM132 2H134V1H132ZM131 2V3H132ZM224 2V1H223ZM252 2V1H251ZM254 2H256V4L255 5H259V6H257L258 8H260V5L261 4H257V0H255ZM261 2V1H260ZM6 3H8V1L6 2ZM46 3V2H45ZM45 3H44V5H45ZM126 3H127V1H126ZM136 3H137V1H136ZM146 3V2H145ZM150 3V2H149ZM229 3H231V2H229ZM240 3V4H241ZM247 3H246V5H247ZM41 4V5H42ZM66 4H69V3H66ZM80 4V3H79ZM118 4V3H117ZM133 4V3H132ZM138 4V3H137ZM143 4V3H142ZM151 4V3H150ZM218 4V3H217ZM216 4V5H217ZM220 4V3H219ZM239 4V5H240ZM249 4H250V2H249ZM254 4V3H253ZM10 5H8L7 7H6V5L4 6V9L5 10H7V8L10 6ZM78 5V4H77ZM126 7L124 8V10H123V8H121L122 9V11L123 12H125L127 9L126 8H129V7H132V6H130V4L128 3L127 5H129V7L126 5V4H124ZM124 5L122 6V7H124ZM141 6V4H138V6L137 7H140ZM223 5H225V3L223 4ZM238 5V6H239ZM243 5V3L241 4V6ZM245 5V6H246ZM263 5H264V3H263ZM118 6V5H117ZM218 6V5H217ZM240 6V7H241ZM252 6V5H251ZM250 5H249V7L248 6H246V7H248V8H254V7H251ZM254 6V5H253ZM262 6V5H261ZM6 7V8H5ZM10 7H13V6H10ZM74 7H75V5H74ZM99 7V6H98ZM105 7V6H104ZM103 7V8H104ZM119 7V6H118ZM119 7V8H120ZM136 7V8H137ZM143 7V5L140 7V8H142ZM243 7H244V5H243ZM246 7H245V11H246ZM0 8H1V6H0ZM3 8V7H2ZM76 8V7H75ZM100 8H102V5H101V7ZM100 8H98L100 11H101V9ZM102 8V9H103ZM106 8V7H105ZM118 8V9H119ZM135 8V7H134ZM145 8V7H144ZM148 7H146L145 8V10L147 9ZM237 8H239V7H237ZM263 8H264V6H263ZM77 9V8H76ZM97 9V10H98ZM120 9V10H121ZM126 9V10H125ZM131 8H129V10H130ZM132 9H133V7H132ZM255 9V8H254ZM253 9V10H254ZM1 10V9H0ZM99 10H98V14L100 15V14H103L105 11H103L102 10V12L103 13H99ZM105 10V9H104ZM135 9H133V12H135L134 11ZM137 10V9H136ZM148 10V9H147ZM233 10H235L234 8L231 10V11H233ZM241 10H243L244 11V8L243 9H241ZM248 10H251V9H248ZM253 10H252V12H253ZM256 10V9H255ZM4 10L2 9V12H3ZM122 11H119V13H121ZM128 11V10H127ZM130 11H132V10H130ZM139 10H137V12H138ZM236 11V10H235ZM234 11V12H235ZM238 11V12H237ZM237 13H239V10L237 9ZM243 11H242V17H241V13H239V16L241 17V19H244V17L243 16H245L244 15V13H243ZM0 12V14L1 15H4L3 13L5 12ZM122 12V13H123ZM133 12H131V13H133ZM146 12V11H145ZM148 12H149V10H148ZM227 12H229V11H227ZM247 13L249 12V11H246ZM122 13H121V15H122ZM126 13V12H125ZM125 13H123V15L122 16H125L126 17V15H125ZM130 12L128 11V14H129ZM140 13H141V11H140ZM250 13V12H249ZM248 13V14H249ZM42 13H40V15H41ZM70 14H71V12H70ZM138 13H136V14H130L129 15V17L131 18H133V16L132 15H137ZM151 14V13H150ZM229 13H227L226 15H228ZM248 14H247V16H248ZM252 14H254V13H252ZM16 15H17V17H16ZM15 15V17L13 16V18H10V20L8 19V22H6L7 21V19L6 20H4L5 22L3 23V21L2 20H0V37H1V39H3L5 42H6V37L7 38H9V39H11V38H13V39H18V40H20V42H18L17 40V43H19L20 45H21V43H22V45L23 46H26L27 47V49L26 50H24V51H22V53H21V56H20V58H18L17 59V61L16 60H14V61H12V62H10L9 64L11 65V66H9V67H7V69L5 70V74L4 73H2V75H0V94L1 93H3L2 92V90H3V88H5L7 85H9V84H7L6 85V83H7V81L6 80H4V77L5 76H12V75H14V76H16L15 74L17 73V72H20L21 73V76L22 77H24V78H27V75L28 74H30L31 73V65H32V63L34 62L33 60L35 59V61H38V60H40L41 61V59L42 58H44V57H41L42 55L41 54H44V53H42V51L43 50H41V49H39L40 47L38 46V44H37V42L39 41V40H37V42H35L34 41V38L36 37L35 35V31H39V30H41V28L39 29V27H41V26H43L42 28V30H44V27H46V24L47 23H49L50 24V26H51V23H55V21H56V19H53L52 17H49L50 19H52V21L53 22H51L50 20H46V19H48V16H47V18H44V17H46L45 15H44V13H43V16H41L42 18H44L43 20H45L46 21V23H44L42 20H41V18H39L40 16H39V14L38 13H36L35 11H32V9H30V8H25V9H22L21 11H19V12H17V14ZM63 15L64 14H62V17H63ZM103 15H105V14H103ZM103 15H101V18H103ZM120 15V16H121ZM230 15H232L233 16V14H230ZM237 15V14H236ZM251 15V14H250ZM249 15V16H250ZM67 16H69L68 14H67ZM119 16V17H120ZM128 16V15H127ZM138 16H140L139 14H138ZM194 16V15H193ZM239 16L237 17V18H239ZM246 16V17H247ZM252 17L254 16V15H251ZM250 16V17H251ZM70 18H72V16H69ZM124 17V18H125ZM129 17H127L128 19H130ZM153 17V16H152ZM194 17H196V16H194ZM193 17V18H194ZM227 17V16H226ZM58 18V17H57ZM64 18H68V17H65V15H64V17L63 18H61L60 17V20L62 21ZM121 18V17H120ZM119 18V19H120ZM123 18V17H122ZM134 18L135 19H131V20H134V22H135V20H136V16H134ZM224 18V17H223ZM234 17H231V19L230 20H232ZM235 18H236V16H235ZM234 18V19H235ZM254 18V20H257V19H255V17H253ZM59 19V18H58ZM58 19H57V21H58ZM118 19V20H119ZM141 19V18H140ZM195 19V18H194ZM221 19H222V16H221ZM225 19V18H224ZM60 20L58 21V22H60ZM122 20V21H121ZM120 21L122 22H120L119 24L120 25H123L124 23H123V19H121ZM131 20H129V22H128V24L130 23V21ZM193 20V19H192ZM228 20H229V18H228ZM239 20V22H241L240 21V19H238ZM247 20V19H246ZM252 20V19H251ZM43 23H42V22ZM225 21H226V19H225ZM234 21V20H233ZM232 21V22H233ZM236 21V20H235ZM235 21H234V24H235ZM51 22V23H50ZM58 22H57V24H58ZM63 22V21H62ZM127 22H126V24H127ZM237 22V21H236ZM239 22H237L235 25H241L242 26V22L241 23H239ZM260 22V21H259ZM133 23V22H132ZM132 23H131V25H132ZM194 23V22H193ZM244 23V22H243ZM247 23L248 22H246L245 21V26L247 25ZM254 23H255V21H254ZM257 23H258V20H257ZM44 24V25H43ZM56 23H55V25H57ZM63 24V23H62ZM61 24V25H62ZM126 24H124V25H126ZM127 24V25H128ZM134 24V23H133ZM195 24V23H194ZM26 25H27V27H26ZM59 25V24H58ZM58 25H57V27H58ZM130 25V24H129ZM237 25V26H238ZM239 25V26H240ZM250 25V24H249ZM252 25V24H251ZM48 26V25H47ZM50 26H48L49 28H50ZM54 26V25H53ZM244 26V25H243ZM56 26H54V27H51V28H53V29H55L56 30V28H55ZM250 27H252V26H250ZM249 27V28H250ZM23 28H26V29H29L30 31H31V33L27 36V38H25V39H23V37L22 36H20L18 33L20 32V30H22ZM63 28V27H62ZM246 28H248V25L246 26ZM248 28V29H249ZM59 29H60V25H59ZM244 29V28H243ZM253 29V28H252ZM262 29H264L263 27H262ZM261 29V30H262ZM46 30H47V28H46ZM235 30L236 31H233L235 34L238 32L237 30H239L240 31V29H239V27L236 29V27H235ZM246 30V29H245ZM256 30H260V29H255V32H256ZM45 31V30H44ZM57 31V30H56ZM186 31V30H185ZM252 31V30H251ZM43 32V31H42ZM122 32V31H121ZM232 32V33H233ZM187 33V32H186ZM230 33V32H229ZM228 33V34H229ZM239 33V32H238ZM237 33V34H238ZM247 33V32H246ZM250 33V32H249ZM262 33H264V30H263V32ZM121 34V33H120ZM120 34H118L117 36H116V40H115V42L117 41H119V40H121L120 39V37H119V35ZM248 34V33H247ZM258 34H259V32H258ZM261 34V33H260ZM260 34H259V36H260ZM250 35V34H249ZM252 35H255L254 34V31H253V33H252ZM263 35V34H262ZM236 36V35H235ZM239 36V35H238ZM246 36V35H245ZM258 36V35H257ZM21 37H22V39H21ZM54 38H55V36H53ZM52 37V38H53ZM203 37V36H202ZM201 37V38H202ZM226 37V36H225ZM229 37V36H228ZM232 38L234 37V36H231ZM241 38L243 37L242 35L240 36ZM249 37H252V36H249ZM253 37H255L256 38V36H253ZM57 38V37H56ZM51 39L52 41L51 42H53L54 43V40H55V45H57V44H59L56 40H58V39ZM222 38V37H221ZM239 38V37H238ZM246 38H247V36H246ZM36 39V38H35ZM42 39V38H41ZM46 38H43V40H45ZM203 39H204V37H203ZM202 39V42L205 44V39L203 40ZM223 39V38H222ZM252 39H254V38H252ZM260 39V38H259ZM47 40V39H46ZM46 40L44 41V43H47L48 42V40H47V42H46ZM201 40V39H200ZM231 40V42L232 41H234V39L232 40V39H230ZM229 40V41H230ZM238 40V39H237ZM250 40V39H249ZM254 40H258L257 38L256 39H254ZM260 40H262V39H260ZM59 41V40H58ZM205 41V42H204ZM223 41V40H222ZM56 42H57V44H56ZM115 42H114V44H115ZM202 42H200V43H202ZM230 42V43H231ZM238 42V41H237ZM253 42V41H252ZM251 42V43H252ZM256 42V41H255ZM259 42V41H258ZM261 42H264L263 40L261 41ZM260 42V43H261ZM202 43V44H203ZM229 43V42H228ZM235 43V42H234ZM246 43V42H245ZM254 43V42H253ZM18 44V45H19ZM42 44V43H41ZM49 44V43H48ZM109 44V43H108ZM203 44V45H204ZM233 44V43H232ZM238 44V43H237ZM39 45H40V42H39ZM44 44H42V46H43ZM110 45H112V44H110ZM110 45H108V47L110 46ZM227 45V43L225 44V46ZM248 45V44H247ZM263 45V44H262ZM41 46V45H40ZM45 46V45H44ZM223 46V45H222ZM229 46V45H228ZM227 46V47H228ZM233 46H234V44L232 45V46H230V48L232 47V49H233ZM238 46V45H237ZM244 47V45H240V47ZM255 46H256V43H255ZM261 46V45H260ZM20 47V46H19ZM111 48H112V46H110ZM109 47V48H110ZM114 47V46H113ZM192 47V46H191ZM193 47H194V45H193ZM192 47V48H193ZM203 48H204V46H202ZM21 48V47H20ZM109 49L110 51L111 50H113V48L112 49ZM203 48H200V49H197V50H195V52L196 51H200V50H202ZM229 48V47H228ZM228 48H227V50H228ZM246 48V47H245ZM244 48V49H245ZM251 48V51H253L254 52V49H255V47L253 46V44L251 45V47H249L248 48V50H247V52H250L249 51V49ZM264 48V47H263ZM187 49V48H186ZM222 49V48H221ZM236 49V48H235ZM82 50V49H81ZM193 50H194V48H193ZM239 51H240V49H238ZM243 50V49H242ZM110 51H108V52H110ZM142 51V50H141ZM140 51V52H141ZM181 51H184V49L183 50H181ZM185 51H187V50H185ZM191 51H192V49H191ZM189 52V55H191V54H193L194 52ZM233 51V50H232ZM236 51V50H235ZM238 51V53H242V52H244V50L242 51V52H239ZM246 51V50H245ZM256 51V50H255ZM260 51H261V49H260ZM264 51V50H263ZM262 51V52H263ZM41 52V53H40ZM44 52V51H43ZM106 51H104V53H105ZM112 53H114V50L113 51H111ZM203 52L204 53H200V56H203V54H205V51H204V49H203ZM216 52V51H215ZM219 52H220V50H219ZM225 52V51H224ZM223 52V53H224ZM92 53V54H91ZM90 54L91 55H93L94 53L93 52H91ZM191 53V54H190ZM197 53V52H196ZM235 53V52H234ZM254 53H256V52H254ZM264 53V52H263ZM46 54V53H45ZM44 54V55H45ZM82 54H83V52H82ZM81 54V55H82ZM86 54V53H85ZM87 54H88V51H87ZM109 54V53H108ZM111 54V53H110ZM155 54V53H154ZM166 54V53H165ZM164 54V55H165ZM202 54V55H201ZM244 54V53H243ZM257 54V53H256ZM80 55V54H79ZM80 55V56H81ZM95 55V54H94ZM93 55V56H94ZM101 55V57H102V53L100 54ZM113 55H115V54H113ZM145 55V54H144ZM168 55V54H167ZM166 55V56H167ZM186 55V54H185ZM217 55V54H216ZM219 55H221V54H219ZM225 55V54H224ZM242 55V54H241ZM246 55V54H245ZM253 55V54H252ZM251 55V56H252ZM261 55V54H260ZM264 55V54H263ZM67 56H69V55H67L66 53H64L63 54V57H64V60L67 62V60H68V64L67 65H70L71 64V66L74 68V64L77 62L76 61V59L73 61V60H70V59H68V58H71V57H67ZM82 56H84V55H82ZM92 56V57H93ZM98 57H99V55H97ZM103 56H105V54L103 55ZM112 56V55H111ZM157 56V55H156ZM165 56V57H166ZM183 56H184V53H183ZM182 55H181V57H180V55H179V57L180 58H182L183 57ZM205 56V55H204ZM218 56V55H217ZM248 56V54L246 55V57ZM255 56V55H254ZM259 56V55H258ZM257 56V59L259 60V59H262V57L260 56V58ZM84 57H88V56H84ZM91 57V56H90ZM97 57V58H98ZM109 56H107V58H108ZM141 58H142V56H140ZM139 57V58H140ZM162 57V56H161ZM168 57V56H167ZM166 57V58H167ZM192 57V56H191ZM190 57V58H191ZM194 57V56H193ZM192 57V58H193ZM219 57H221V56H219ZM219 57H217V58H219ZM264 57V56H263ZM41 58V59H40ZM89 58V57H88ZM106 58V56L104 57V59H107ZM111 58V57H110ZM116 58V57H115ZM145 58V57H144ZM157 58H159V57H157ZM163 59H164V57H162ZM191 58V59H192ZM204 58V57H203ZM226 58V57H225ZM45 59V58H44ZM43 59V60H44ZM90 60H91V58H89ZM88 59V61H90ZM93 59V58H92ZM99 59V58H98ZM97 59V60H98ZM103 59V58H102ZM103 59V61H101V59H100V61L101 62H105V60ZM206 59V58H205ZM205 59H204V62L206 63V61H205ZM95 60V59H94ZM139 61H138V63H137V65H138V71L140 70V67H141V65L142 64H140L141 62H140V59H138ZM142 60V59H141ZM151 59H149L148 60V64H149V61H150ZM152 60H153V58H152ZM152 60L150 61V63L152 62ZM156 60V58L154 59V62H156L155 61ZM178 60V59H177ZM183 60H185L184 58H183ZM183 60H179L180 62L179 63H184V61ZM195 60V59H194ZM264 60V59H263ZM78 61H80V60H78ZM99 61V60H98ZM108 61V60H107ZM110 61H111V59H110ZM113 61L114 60H112L111 61V63H113ZM158 63H161L160 61L161 60H159L158 59ZM165 60H162V63H161V65L163 64V62H164ZM181 61H183V62H181ZM226 61V60H225ZM73 62H75V63H73ZM92 62H94L93 60H92ZM91 62V63H92ZM36 63H39V62H36ZM79 63V64H78ZM88 63V64H87ZM86 64H85V67H86V69L88 70V68L90 69V71H91V64L89 63V62H87ZM106 63V62H105ZM105 63H101L100 64V62L98 63V64H100V65H104ZM111 63H109V65L111 64ZM153 63V62H152ZM157 62L155 63V64H150V66H148L147 68H146V71H145V67H141L142 69L140 70L141 72L139 73L138 71H137V73L138 74H136L137 76H135V77H137V78H139L140 76H144L145 75V77H147V78H149V79H151V76H152V74L156 77V76H158V75H162V74H160L161 73V70L163 71V69L165 68V66H164V64H163V67H162V69L160 70V72L158 71L159 70V68H157L160 64H158ZM239 63H240V61H239ZM242 63V62H241ZM82 63H80V62H77V64H76V67H75V69H77V72L78 71H80L81 69H79V68H77V65L79 66V65H81ZM158 64V65H157ZM207 64V63H206ZM105 65H107L108 66V64H105ZM154 65H156V66H154ZM180 65V67H181V65H183V64H178V66ZM84 66V65H83ZM82 66V67H83ZM94 66V65H93ZM92 66V67H93ZM107 66H105L106 68H107ZM207 66V65H206ZM209 66V65H208ZM231 66V65H230ZM70 67V66H69ZM80 68H82L81 66H79ZM88 67V68H87ZM104 67V68H105ZM151 68V70H149L150 72H151V75H150V72L149 71H147V69H150ZM153 67H155V68H157V69H155V71L158 73H152L153 71H152V69H153ZM176 67H177V65H176ZM180 67H177L178 68V70H181V69H179ZM229 67V66H228ZM228 67H227V69H228ZM232 68H233V66H231ZM236 67H239V66H237L236 65ZM241 67V66H240ZM247 67H248V65H247ZM95 68V67H94ZM100 68H103L102 66H100ZM99 68V69H100ZM106 68L105 69H103L104 71H102V73L100 74V72H98L99 74H97L98 76H96V73L94 74V72H93V69H92V72L90 73V75H91V77L92 78H90V82L92 83V81L93 82H99V83H101L99 80L100 79H103L102 77H104V80H105V78H107V77H105L104 75L106 74H104L103 75V73L105 72V70H106ZM166 68H168V67H166ZM203 68H205V67H203ZM214 68V67H213ZM226 68V67H225ZM224 68V69H225ZM244 68V67H243ZM40 69V68H39ZM79 69V70H78ZM95 69H97V67L95 68ZM94 69V70H95ZM143 69H144V73L145 74H143L142 72H143ZM153 69V70H154ZM241 69V68H240ZM248 69V68H247ZM82 70H83V68H82ZM81 70V71H82ZM87 70H85V71H87ZM176 70V69H175ZM206 70H209V71H211V68L210 69H208V67L206 68ZM216 70H219V69H216ZM229 70H231V68L229 69ZM237 70V69H236ZM242 70V69H241ZM2 71V70H1ZM1 71H0V74H1ZM75 71V70H74ZM96 71V70H95ZM97 71H99V70H97ZM204 71V70H203ZM233 71V70H232ZM231 71V72H232ZM243 71V70H242ZM3 72V71H2ZM76 72V71H75ZM73 73V74H76V73ZM165 72V69H164V71H163V73ZM168 73H169V71H167ZM175 72H177V73H179L180 71H175ZM214 72V71H213ZM225 72V71H224ZM234 72V71H233ZM233 72H232V75H233ZM241 72V71H240ZM83 73H84V71H83ZM87 73V72H86ZM86 73H84L83 74V76H85V74ZM88 73H89V71H88ZM86 74L87 76V78H89L88 77V75L89 74ZM207 73H209L208 71L205 73V72H203V75L205 74V76H203V78H206V74ZM221 73H222V71H221ZM226 73V75H227V72H225ZM229 73V72H228ZM242 73H244V71L242 72ZM246 73V72H245ZM3 74H4V76H3ZM18 74V73H17ZM72 74V75H73ZM80 74H81V72H80ZM79 74V72H78V74H76V75H80ZM179 74H181V72L179 73ZM178 74V75H179ZM89 75V76H90ZM165 75H166V77H165ZM172 75V74H171ZM171 75H169L168 74V76H171ZM219 75H222V74H220L219 73ZM225 75V74H224ZM239 75L240 74H238L237 73V71L235 72V78H234V81L232 82L231 80H232V78H233V76H231L230 78H231V80H227L228 81V83H232V90H233V87L235 88V91H233V92H235V93H237V94H235L234 93V95H232V97H228L227 99H225L224 100V96L225 95H227V94H225L226 92H224V96H222L223 94L222 93H219V94H222V95H220V97H215L216 95H214L213 97H215V98H217V99H215L214 100V98H213V101H216V105H214V104H211L210 102L212 101H210L209 103H204V104H197V105H195L196 103H199V102H197V100H195L196 101V103L195 102H193L192 101V99H193V97L192 96H194V95H189V93H190V91L192 90H190V91H188L189 93L186 95V90H184L183 89V91H185V96L187 97L186 99H185V97H183V98H181V96H183L184 95V92H183V95H179V96H177L178 94H177V92L176 91H172V89H169V90H167V87L166 88H163L162 89V91L160 92V90L159 89H156V87H155V85H156V83H155V85H154V87H155V91H151V90H154V88H152L153 87V85H152V87H151V90H149V91H147V89L146 88H141L138 92H130V90L128 89V94H127V97L126 96H124L125 94L123 93L122 95L121 94H119V93H117V94H115L114 93V91H113V93L115 94L114 95V98H116L115 96H119V95H121V96H123L124 98L126 97V98H128V100H126V99H122L121 97H119V98H121V99H119L118 100V98H116L117 99V105H118V107H121L122 105H125V103L126 104H133V105H135L134 107H136L135 108V113H134V116H138L136 119L139 121H137V120H135L134 119V116H131L130 117V119L128 118L127 119V117H126V121H125V123H126V125L128 124V122L130 123V125L128 126L127 125V127H129V129H127L126 130V128L124 127V129L126 130V131H124L123 132V134H122V136H123V138L121 139V140H111V144H110V146H112L113 148H115V149H117V150H119L120 151V154H121V156L119 157L120 158V161H118L117 163H115V164H111L109 161H107L105 158L104 159H102V158H98L97 157V153H96V156H95V151L94 152H92L91 153V163H90V165L88 166V167H86V168H82V167H80L81 169H79V170H76V172L74 173L75 174V176H74V178H72L71 179V182L69 183V184H67V182H66V180L64 179L63 180V178H62V182H61V184H59L60 186H61V188H60V190L63 192H61L62 193V195H60L59 197L57 196V195H59V194H57L56 195V193L55 194H52V192H50L49 191V189L47 188L48 186L45 184V186H46V188H47V193L46 194H52V195H50V196H48V197H43V199L42 200H45L46 199V201H48V204L49 205H51L52 207H54L55 209H63V208H61V205L63 206V203H69V201H70V199H71V197H76V196H74V195H76V194H73V192H74V189L76 188V187H79L80 188V190H81V192L83 193V194H81V195H83V197H81V200H82V198H83V201L86 199V200H94V199H96V196L98 195V197H99V201L100 202H98V203H95L96 201H93L92 203H93V205H91L90 207L92 208V210L91 211H93L94 212V218L96 219V217L98 216L99 217V215L98 214H96V212L98 213V212H103V213H107L108 212V215L109 216H106V218L104 217V218H102L101 220L99 219V218H101V217H99V218H97L98 219V221L96 220V221H93V216H92V218L90 217V215H89V217H88V214L86 215L85 213H82V215L84 214V220H86V225L84 224V226H82V225H78L77 223H76V221H80L81 222V217H80V220H76L74 223H71V222H73L72 220H71V217H70V214H69V218H70V220H71V222H70V220L67 222L66 221V217H65V210L64 211H62L61 212V210L60 211H58V212H60L59 213V215H58V217H60V220L58 219V218H55V222H56V219H57V221L59 220V225L56 223L55 224V229H54V231L55 232H53L50 236H48V233H51V231H49L50 229L48 228L49 227V225H48V227H46V228H48V229H46V231L48 230L49 232L46 234V231H45V233L44 234H46L48 237V239H46V241L43 243V239H45V236L43 237V238H41V240H42V243L41 244H39V249H38V251H37V248L36 247H34V248H36V250H34V251H37V252H33L34 254H38V256H46L47 255V252L48 251H52V252H57V249H56V245L58 244V246L59 245H62L63 247H65L64 248V250H62V252L61 253H57L58 254V257H59V261H57V264H77L78 262H79V259L81 258V256H82V254L84 255V256H87L88 257V255H85V254H88V253H90L89 254V257H93V251H95L94 249H96L97 247L98 248H100V247H103L104 245H103V235L105 234L103 231H105V232H109L108 234L109 235H111L110 234V232H111V230H113L112 229V227H113V225H112V221L114 222V220H112V218L110 217L111 216V214H113V213H115V212H117V214H116V217L115 218H118V219H116L115 221H121V220H123V219H125V218H123V217H127L128 215H131V214H127V213H131V209L129 208L130 207V203H132L131 201H132V199H134L135 197L133 196V194L131 193V195L134 197V198H132V199H130L131 198V196H128V194L131 192V190H132V188L134 187V185H139V182H143V180L146 182L148 179H144L143 177H144V175L145 174H147L148 175V172L150 173V171L151 170H154V171H152L153 173H156L157 174V177H158V179L160 178V177H162V178H160V183H162L161 182V179L163 180V181H165V179L167 178V180H168V178H171V180H172V178L173 179H176L175 181H178L179 182V184H181V183H185L186 182V180H188V179H190V178H195L196 180H197V182H198V185H202V184H204V182H205V179H206V173H207V171H209L210 172V174L209 175H211V176H213L214 175V173H216V172H214L215 171V168L216 167H218L219 165L218 164H220V163H222V161H223V158L225 157L224 155H226V158L225 159H228L227 158V156H228V153L227 154H225L226 153V151L227 150H229L230 149V151L231 150H235L236 148H238V147H236V144L235 143H237L238 144V142L240 143L241 142V140L239 139V141H234L233 140V142H231L229 139H228V136L229 137H231V135H233V134H235L236 135V137H238L237 135H239V138H242L241 136H246V139H247V137L249 138L248 140V142L246 143V145H247V147L250 145H252L253 144V146H254V143L256 142V141H258V142H260L263 138H261V136H260V134H259V131H260V127H263L264 125L262 124V123H260V121L261 120H263L264 121V108H263V111H261L259 114H257L256 115V113H255V115L257 116L256 117V120L257 121H255L254 123L256 124V125H253V124H250V123H247V122H245V120L244 121H241V120H237V116L235 115V110H234V108L235 107H237V109L239 108L240 109V107L243 105V104H246L247 102H248V99L250 100V96H248V95H246V94H243L244 96H242V93L244 92L245 93V91H243L242 93H241V95L240 94H238V93H240V92H236V91H238L239 89L241 90V89H243L244 88V86L243 85H241L240 83H239V81H238V77H239ZM18 76L20 77V75L18 74ZM83 76H77L78 78H79V80L78 79H75V82L73 83V80H71V79H65V77H59L60 79H58L59 80V82H61L62 80L65 82H63V84H67L66 85V87L65 88H68V89H70L71 91H76L75 90V87L77 88V86L79 85V83H82V84H84V82H85V80H87L86 79V77H85V80H84V78H82ZM160 76L158 77L159 79H160ZM163 76V78L164 79H166L167 78V80H168V76H167V73H165V74H163L162 75ZM213 76V75H212ZM242 76H243V74H242ZM17 77V76H16ZM153 77V76H152ZM154 77V78H155ZM223 77V76H222ZM241 77V76H240ZM62 78V79H61ZM137 78H135V79H137ZM153 78V79H154ZM157 77H156V79H158ZM162 78V77H161ZM163 78L161 79V81L163 80ZM183 78V77H182ZM212 78V77H211ZM226 78H228V77H226ZM242 78H245L244 76L242 77ZM132 79V78H131ZM134 79V78H133ZM132 79V80H133ZM180 79V78H179ZM224 79H225V77H224ZM229 79V78H228ZM262 79V78H261ZM61 80V81H60ZM79 82H78V81ZM83 80H84V82H83ZM155 80V79H154ZM171 80V79H170ZM263 81H264V79H262ZM77 81V82H76ZM106 81V80H105ZM153 81V80H152ZM181 81H182V79H181ZM205 81H207L206 79L204 80V81H202V84H204L205 83ZM227 81L225 82V83H227ZM230 81V82H229ZM8 82H10L11 84H10V86L8 87L7 86V89L5 88L4 90H12L11 92H8V93H4L5 95L4 96H6V99H3L2 100V98L0 99L1 101L0 102H2L3 104H4V106H5V108H7V105H5V102L7 103V104H9L8 103V100L7 99H9V98H11V96L9 97L7 94H12V92L14 91V93L16 92V87L15 88H13L11 85H12V80H9ZM88 85H89V79H88ZM96 82H95V84H96ZM155 82H157L156 80H155ZM62 83V82H61ZM60 83V84H61ZM90 83V84H91ZM154 83V82H153ZM164 83H165V81H164ZM169 83H172V82H169ZM207 83V82H206ZM225 83H223V85L225 84ZM230 83V84H231ZM250 83V82H249ZM78 84V85H77ZM87 83L85 82V85H83L84 87L85 86H87L86 85ZM94 84V83H93ZM220 84V83H219ZM45 85H46V82H44V83H42L41 85H39V89L38 90H35L34 92H32V96H33V98H38V97H40V95H44L45 94V90H46V87H45ZM92 85V84H91ZM100 85L101 84H97L95 87L96 88H101L102 89V87H100ZM162 85H164L163 84V81H162ZM167 85V84H166ZM175 85H177V84H175ZM205 86H206V84H204ZM203 85V87L205 88V86ZM221 85H222V82H221ZM227 85V84H226ZM5 86V87H4ZM75 86V87H74ZM94 86V85H93ZM97 86H99V87H97ZM168 86V85H167ZM201 87H202V85H200ZM90 87V86H89ZM170 86H168V88H169ZM229 86H227L226 88H225V91L227 90V88H228ZM261 88H262V86H260ZM159 88V87H158ZM197 88V87H196ZM195 88V89H196ZM203 88V89H204ZM223 88V87H222ZM230 88V87H229ZM246 88V87H245ZM255 88V87H254ZM87 89H88V86H87ZM89 89H91V88H89ZM146 89V90H145ZM150 89V88H149ZM174 89H175V87H174ZM173 89V90H174ZM194 89V90H195ZM198 90H199V88H197ZM197 89H196V92H197ZM219 89V88H218ZM253 89V88H252ZM260 89V88H259ZM127 90V89H126ZM221 90V89H220ZM229 91H232V90H230V89H228ZM251 90V89H250ZM255 90V89H254ZM253 90V91H254ZM103 90H101V92H102ZM121 91V90H120ZM120 91H118V92H120ZM147 92V99L145 98V96H144V92ZM229 91H227V92H229ZM98 91H96V94H98L99 92H100V90H99V92L97 93ZM100 92V93H101ZM109 92V91H108ZM112 92V91H111ZM175 92V93H174ZM182 92V91H181ZM195 92V91H194ZM195 92V93H196ZM218 92H220V91H218ZM260 93H261V91H259ZM121 93V92H120ZM214 93V92H213ZM229 93H231V92H229ZM229 93H228V95H229ZM255 93V91L252 93V94H254ZM95 94V93H94ZM96 94H95V97H99V95H100V97L102 98V96H104V95H101V94H98L97 96H96ZM104 94V93H103ZM194 94V93H193ZM209 94H211V93H209ZM231 94H233V93H231ZM249 94V93H248ZM2 95V94H1ZM256 95V94H255ZM260 95H262V94H260ZM263 95H264V91H263ZM3 96V95H2ZM8 96V97H7ZM117 96V97H118ZM207 96H208V94H207ZM222 96V97H221ZM254 96V95H253ZM1 97V96H0ZM58 97V96H57ZM94 97V98H95ZM99 97V98H100ZM202 97H206V94H204V96H202ZM5 98V97H4ZM99 98H98V100H99ZM100 98V99H101ZM113 98V99H114ZM209 98H210V96H208V99L207 100H209ZM226 98V97H225ZM256 98H257V96H255V102H258V101H256ZM39 100V102L40 101H43V100H45V96L42 98V96L40 97V98H38ZM54 99H57V98H55L54 97ZM53 98L51 99V100H54ZM144 99V100H143ZM150 100L151 102H153V105H154V109L152 110V111H149V113H147L146 111L144 112V110H143V107H142V104H143V102L145 101L146 102V100ZM204 99V98H203ZM206 99V98H205ZM212 99V98H211ZM261 99L262 100H260L259 102H261L262 103V105H263V107H264V97L262 98V96H261ZM4 100H6V101H4ZM11 100V99H10ZM34 100V99H33ZM98 100H95V102H97ZM126 100V101H125ZM259 100V99H258ZM34 101H36V100H34ZM37 101V102H38ZM191 101L193 102V103H191ZM198 101H200L201 103L202 102H204V101H202V99H198ZM212 101V102H213ZM135 102V103H134ZM136 102H138V103H136ZM254 102V101H253ZM258 102V103H259ZM53 103H55V102H53ZM87 103V102H86ZM214 103V102H213ZM250 103V102H249ZM257 103V104H258ZM248 104V103H247ZM257 104H256V107H259L260 105H258L257 106ZM10 105V104H9ZM13 105V104H12ZM261 105V106H262ZM11 106V105H10ZM25 106V105H24ZM245 107V110H246V113L248 112L247 110V107H250V104H249V106H247L246 107V105H244ZM253 106H254V104H253ZM26 107H28V106H26ZM243 107V106H242ZM252 107V106H251ZM255 107V108H256ZM8 108L10 109V107L8 106ZM8 108L7 109H5L6 110V112L8 111ZM23 108H25V107H23ZM243 108V109H244ZM253 108V107H252ZM259 109V108H258ZM25 110V109H24ZM250 110V109H249ZM262 110V109H261ZM4 111V110H3ZM29 111V110H28ZM234 111V112H233ZM6 112H5V114H6ZM245 112V111H244ZM253 112V111H252ZM256 112H257V110H256ZM4 113V112H3ZM145 113V114H144ZM246 113H244V117H247L248 116V114H249V112H248V114H246ZM7 114H9V113H7ZM254 115V114H253ZM40 116L41 117H44V119L46 120V117H48V119H49V117L50 116H47V113H43V112H41L40 113ZM219 116V117H218ZM250 116H252V115H250ZM250 116H248L249 118H250ZM129 117V116H128ZM123 118H124V116H123ZM131 118H133V119H131ZM248 118V119H249ZM253 118H254V116H253ZM78 119H79V117H78ZM125 119V118H124ZM140 119V120H139ZM186 119H188L187 121L188 122H190V120H196L198 123H197V125H196V128L194 127V126H189V128H187V129H184L185 130V132H184V130H183V134L185 133L186 134V138L188 137L189 138V136H191L192 135V137H194L195 139H196V141H197V146L198 147H194V145L193 146H191V144L192 143H187L186 141H183L182 140V138H181V141L180 140H178V141H174L173 140V138H172V135H173V133H171V132H173V128H177L178 126H180V127H182V128H184L185 126L184 125H186V124H184V120H186ZM220 119H221V121H220ZM244 119H246V118H244ZM230 120H233V121H230ZM235 120H236V122H237V125H236V122H235ZM251 120V119H250ZM255 120V119H254ZM135 121H137V122H135ZM194 121H191V123L193 124L194 123ZM195 121V122H196ZM246 121H248L247 119H246ZM252 121H253V119H252ZM188 122H186L187 123V126L189 125L188 124ZM233 122V124H229V123H232ZM241 122V124H243V122H244V126L246 125V127L244 128L243 126V128L241 127V128H239V123ZM248 122H250V121H248ZM257 122V123H256ZM253 123V122H252ZM261 124H262V126H261ZM184 127H183V126ZM193 127H194V129H193ZM44 129H45V131L47 132V130H48V126L47 125H45L44 126ZM196 129V130H195ZM238 129V130H237ZM264 129V128H263ZM195 130V131H194ZM194 131V132H193ZM262 132V131H261ZM264 132V131H263ZM262 132V133H263ZM174 134H176V133H174ZM182 134V135H183ZM242 134V135H241ZM180 135V134H179ZM262 135V134H261ZM202 136H208V137H210V138H212V139H210L209 138V140H213V142H214V148H210V153L212 152V157H207L206 156V154H208V153H204L203 151H205L206 149H208L209 150V145L206 147V144H207V142L205 143V142H203L202 141ZM259 137V140H260V138H261V140L259 141L258 140V138H255V137ZM262 136H264V135H262ZM2 137V136H1ZM183 137V136H182ZM145 138L146 139H148V140H146L145 141ZM184 138V137H183ZM199 138V141L201 140L203 143L202 144H200L199 145V141L197 140ZM201 138V139H200ZM231 138H233V137H231ZM235 138V137H234ZM3 139H4V137H3ZM203 139H204V137H203ZM245 139V138H244ZM243 139V141H245ZM5 140V139H4ZM143 140H144V142H143ZM150 140V141H149ZM190 140V139H189ZM237 140V139H236ZM45 139H43V138H41V137H35L34 139H32V145H33V147H37V149L39 148V146H42L43 147V144L42 143H45ZM99 141H100V139H99ZM149 141V142H148ZM31 142V141H30ZM147 142V143H146ZM199 142V143H198ZM264 141H262V143H263ZM3 143V142H2ZM53 143L55 144L56 143V145H58V141L56 140H53ZM209 143H211L212 144V142H209ZM252 143V144H251ZM29 144V143H28ZM52 144V143H51ZM190 144V145H189ZM194 144V143H193ZM241 144V143H240ZM264 144V143H263ZM12 145H13V143H12ZM31 145V146H32ZM259 145H262V144H259ZM30 146V145H29ZM30 146V147H31ZM190 146H191V148H196L194 151H191L190 150ZM237 146H240L239 144L237 145ZM243 146V148L242 147H239V148H241V151H242V149H244V144L242 145ZM252 146V147H253ZM258 146V145H257ZM257 146H254L255 148L257 147ZM11 147V146H10ZM253 147V148H254ZM13 148H14V146H13ZM193 148V149H194ZM216 148V150H215V152H213V150ZM238 148V149H239ZM253 148H251L250 147V149H253ZM258 148V147H257ZM31 149V148H30ZM34 149V148H33ZM32 149V150H33ZM37 149H36V151H37ZM213 149V150H212ZM246 149H248V150H250L249 149V147L248 148H246ZM245 149V150H246ZM264 149V148H263ZM39 150V149H38ZM207 150V151H208ZM212 150V151H211ZM256 150V149H255ZM254 150V151H255ZM30 151V154H31V150H29ZM206 151V152H207ZM229 151V152H230ZM239 151H240V149H239ZM239 151H237V149H236V151L235 152H232L231 151V153H235L236 154V152H238L237 153V157H238V154H240L239 156H240V160H242V158L241 157H245L246 155H244V156H241L242 155V153H239ZM253 151V152H254ZM257 151V152H256ZM255 152L257 153V155L260 153V151H258V150H256ZM10 156H8L9 158H4V162H6V160H7V162L9 161L8 159H12L14 156H13V150H12V147L10 148ZM8 152V153H9ZM193 152V153H192ZM194 152H200L201 153V155L200 156H198L197 154H195ZM228 152V151H227ZM242 152H244V154L246 153V151H242ZM248 152V151H247ZM250 152V151H249ZM251 152H252V150H251ZM250 152V153H251ZM259 152V153H258ZM262 152V151H261ZM7 153V154H8ZM54 153V152H53ZM136 153H138V154H140L141 155V157H146V161H147V163L146 164H144L143 162H144V160L141 162L140 160L141 159H143V158H141L140 160H139V165H140V170H137L136 171V173H135V175H134V179L133 180H131V181H128V178H126L125 177V175L127 174L126 172V170H129L128 168H130V166L128 165V161H129V158L131 157V156H135L136 155ZM202 153H204V154H202ZM230 153V154H231ZM256 153H254L255 154V156H256ZM263 153V152H262ZM7 154H6V157H7ZM36 154V153H35ZM145 154V155H144ZM264 154V153H263ZM38 155V154H37ZM37 155H33V153L31 154V156L30 157H32L33 156V158L34 157H36ZM54 155H55V153H54ZM143 155V156H142ZM211 154H209L208 156H210ZM233 156V155H232ZM253 156V155H252ZM254 156V157H255ZM260 155H258V156H256V158H253L252 160L254 161L255 159H258L257 157H259ZM3 157H5V156H3ZM27 159L28 158H30L28 155H26L25 156ZM25 157H24V161L22 160H19V161H21V162H19L18 160H17V162L16 163H18L17 164V167H16V171H15V173H11L12 171H9L8 173H5L6 172V170H0V196L1 197H3L2 198V201L3 202H5L6 201V198H7V200L9 201V199H8V197H12V195L14 194H12V192H13V188H15V187H17V186H15V187H13V185H15L13 182H15L16 180L15 179H17V177H19V180H21L22 181V177H21V175H22V173L24 174L25 172H22V171H25V168H26V165L31 161L30 159H25ZM44 157V156H43ZM230 157V156H229ZM50 158V157H49ZM54 158V157H53ZM236 158V157H235ZM239 158V157H238ZM246 158V157H245ZM247 158H249L250 160H251V157H248V155H247ZM264 157L261 155V158L259 157V159L261 160V159H263ZM6 159V160H5ZM148 159V160H147ZM234 159V158H233ZM1 160H2V158L0 159V166H1ZM30 160V161H29ZM229 160V159H228ZM238 160V159H237ZM239 160V161H240ZM250 160L248 161V162H250ZM260 160H258V161H260ZM36 161V160H35ZM227 161V160H226ZM233 161V160H232ZM252 161V162H253ZM262 162H263V164H264V161L263 160H261ZM261 161H260V163H261ZM224 162H225V160H224ZM234 162L236 163L237 161L236 160H234ZM241 162V161H240ZM11 163V162H10ZM13 163V162H12ZM16 163H15V165H16ZM227 163V165H228V163H230V162H226ZM238 163V162H237ZM259 163V162H258ZM5 164V163H4ZM29 164H31V163H29ZM28 164V165H29ZM225 163H223V165H224ZM239 164H241V163H239ZM255 164H257L256 162H255ZM10 165V164H9ZM12 165V164H11ZM14 165V164H13ZM12 165V166H13ZM148 165H150V166H148ZM242 165H244V164H242ZM260 165H262V163L260 164ZM259 164H257V166H260ZM12 166H10L11 168H12ZM225 166V165H224ZM247 166V165H246ZM246 166H245V168H246ZM253 166V165H252ZM252 166H250L251 168H252ZM264 166V165H263ZM263 166L261 167V169H264L263 168ZM14 167V166H13ZM226 167H228V166H226ZM225 167V168H226ZM243 167V166H242ZM241 167V168H242ZM1 168H3V166H1ZM15 168V167H14ZM239 168H240V166H239ZM248 169H250L249 167H247ZM247 168L245 169V170H247ZM254 168V167H253ZM256 169H257V167H255ZM259 168V167H258ZM261 169H259V171L261 170ZM244 169H243V171H245ZM251 170V169H250ZM255 170V169H254ZM231 171V170H230ZM238 171V170H237ZM241 170H239L238 172H236L237 174L239 173V175L240 176H242L241 174L242 173H244L245 174V172H243L242 171V173L240 172ZM256 171H258V169L257 170H255V172ZM259 171H258V173H259ZM13 172H14V169H13ZM22 172V173H21ZM152 172H151V175H152ZM219 172H221V171H219ZM219 172H217V173H219ZM226 172H228V171H226ZM235 171H233L232 173L233 174H235L234 173ZM251 173H253V169L250 171ZM254 172V173H255ZM263 171L261 170V173H262ZM134 173V172H133ZM181 173H183V176L181 175ZM212 173H213V175H212ZM222 173V172H221ZM220 173V174H221ZM231 173V174H232ZM251 173H249V170H248V173H246V174H251ZM253 173V174H254ZM257 172L253 175V174H251V176L253 175L254 177L258 174ZM259 174L258 176H256L255 178L258 180V178L257 177H259L260 175L261 176H263V177H260V178H264V174ZM264 173V172H263ZM223 174H225V172H223ZM226 174H228V173H226ZM231 174H230V176H231ZM232 174V175H233ZM243 174V175H244ZM246 174H245V176H246ZM32 175V174H31ZM40 174H38V176H39ZM146 175V176H147ZM151 175H150V177H151ZM222 175V174H221ZM220 175V176H221ZM239 175H237V176H239ZM26 176V175H25ZM40 176H42V174L40 175ZM62 176V175H61ZM60 176V177H61ZM216 176H217V174H216ZM216 176H213V177H216ZM229 176V175H228ZM229 176V177H230ZM237 176L235 177L234 176V178H237ZM239 176V178H241ZM244 176V177H245ZM250 176V175H249ZM250 176V177H251ZM28 177H30V175L28 176ZM27 177V178H28ZM57 177V176H56ZM63 177V176H62ZM83 177H85L84 179H83ZM127 179H125V178ZM128 177V176H127ZM149 176L147 177V178H150ZM243 177V176H242ZM246 177H248V175L246 176ZM34 178V177H33ZM38 178H40L41 179V177H38ZM37 178V179H38ZM218 177H216V179H217ZM222 178V177H221ZM224 178H225V175H224ZM231 178H232V180L234 179L233 178V176H231ZM255 178H251V182L253 183V179H255ZM32 178L30 177L29 178V180H31ZM60 179L61 178H59V179H56L57 180V182H59L60 181ZM89 180V182H90V187L92 188H86V180ZM143 179V180H142ZM220 179V178H219ZM238 179V178H237ZM245 179V181L247 180L246 178H242L241 180H244ZM18 180V179H17ZM59 180V181H58ZM105 181L106 182V185H107V187H108V189H107V193H103V191H102V188L101 187H99V186H102V185H100V184H102L101 182L102 181ZM130 180V179H129ZM170 180V179H169ZM218 180V179H217ZM223 180H225V179H223ZM257 180H255V181H257ZM262 180V179H261ZM32 181H35L34 179L32 180ZM41 181L42 180H39L38 182L41 184V185H43L42 183H41ZM43 181H44V179H43ZM54 181H55V178H54ZM222 185H221V187L223 186V182L224 181H222V179L221 180H218ZM222 181V182H221ZM234 181V180H233ZM236 181V180H235ZM234 181V182H235ZM254 181V182H255ZM31 182V181H30ZM56 182V184H55V187L58 185V183ZM88 182V181H87ZM141 182V183H142ZM169 182H171V181H169ZM226 183H228V186L230 187V185H231V183H232V181L230 180L229 182L227 181V179H226V181H225ZM250 182V183H251ZM15 183H17V182H15ZM23 183V182H22ZM25 183V182H24ZM34 183V182H33ZM45 183H46V181H45ZM47 183H48V181H47ZM51 183H53V182H51ZM51 183H49V184H51ZM60 183V182H59ZM86 183V184H85ZM164 183V182H163ZM239 182H237V183H235V184H238ZM241 183V182H240ZM244 183V182H243ZM242 183V184H243ZM249 183V184H250ZM18 184H19V182H18ZM27 184V183H26ZM31 184V183H30ZM29 184V181H28V186L30 185ZM54 184V183H53ZM122 184V185H121ZM230 184V185H229ZM233 184V183H232ZM255 183H253V185H254ZM259 184H261L260 182H259ZM258 184V185H259ZM22 185V184H21ZM25 185V184H24ZM36 185H37V183H36ZM84 185H86V186H84ZM111 185H112V187H113V185H114V187L116 186V187H118V188H120V192L116 195L115 193L116 192H118V190L115 192V188L112 190V192L114 191V193L112 194L111 193ZM164 185V184H163ZM252 185V184H251ZM250 185V186H251ZM30 186H32V184L30 185ZM35 186V185H34ZM94 186L95 187H98L97 188V190H94L93 188H94ZM122 186V187H121ZM225 186H227V184H225ZM232 186V191H233V189H235L233 192H237V189L235 188V185L233 186V185H231ZM238 186H240V185H238ZM249 186V187H250ZM255 187H256V185H254ZM54 187V185H52V188ZM58 187V186H57ZM219 187H220V185H219ZM218 187V188H219ZM224 187V186H223ZM222 187V189H224ZM237 187V186H236ZM253 187V186H252ZM20 191H14L15 192V194L13 195V196H15V198L14 197H12V200H13V198L16 200L17 198H18V201H19V198H22L23 197V193L22 192H24V189H23V191H22V189H20V187H17ZM22 188V187H21ZM29 188V187H28ZM43 188V187H42ZM42 188H41V190H42ZM78 188V189H79ZM101 188V189H100ZM218 188L216 189L217 191H218ZM226 188V187H225ZM228 188V187H227ZM238 188V187H237ZM259 188V187H258ZM32 189H33V186H32ZM219 189H221V188H219ZM220 190V191H222V192H225L224 190ZM231 189H229V191L231 190ZM28 190V189H27ZM40 189L38 190V192H39V194H40V191H41ZM56 190V189H55ZM58 190H59V187H58ZM76 190H77V188H76ZM75 190V191H76ZM12 191V192H11ZM29 191V190H28ZM35 192H36V189L34 190ZM45 191V192H46ZM79 191V190H78ZM133 191V190H132ZM220 191H218V192H220ZM227 191V190H226ZM231 191V192H232ZM238 191H241V190H238ZM17 192V193H16ZM44 192V193H45ZM60 192V191H59ZM97 192H98V194H97ZM232 192V193H233ZM253 192V191H252ZM255 192V191H254ZM30 193H31V191H30ZM33 193V192H32ZM43 193V192H42ZM79 193V192H78ZM216 191H215V195H216ZM227 193V192H226ZM11 194V196H9ZM38 194V193H37ZM218 194V193H217ZM221 194H224V196H222ZM252 194H254V193H252ZM78 195V194H77ZM101 195V196H100ZM225 193H220V196H222V197H219V194H218V196L217 197H219V198H223V197H225ZM8 196V197H7ZM39 196V195H38ZM43 196H45V194L43 195ZM162 196V197H161ZM158 199H156V200H148V202H146V205H145V208H144V206H142V203H139L140 205H141V207H143V209L142 208H139V210H141L142 209V213L144 214L145 212V214H147L146 216L147 217H149L150 215H153L152 213L153 212H155L154 213V216H156L155 217V219H157L158 217L157 216H160V214L161 215H163L162 216V218H164L165 220L166 219H168L169 217H171L170 218V221L173 223L174 221H176V220H178V219H176V217H174L176 220H172V214H171V212H173L170 208H168V206H167V197L169 196L167 193H165L164 192V194H162ZM17 197V198H16ZM37 197V196H36ZM41 197V196H40ZM78 197V196H77ZM138 197V196H137ZM252 197H253V195H252ZM24 198V197H23ZM73 198H72V200H71V203H73L72 201H73ZM80 198V197H79ZM79 198H77L78 200H79ZM196 198H198V200H197V202H196V204H195V210L193 211L194 212V214H195V216H196V213L198 214V216H196V218H195V216L194 217H191V216H193V214H190L189 216H188V220H187V222H186V219L185 220H183L185 217H181L180 218V216H179V218H180V220L181 221H183V222H180L179 224H181L182 223V225H184V224H186V223H188L189 221H191L192 219L194 220V218L196 219V220H198L197 219V217H199V219L201 218V220H202V218H203V216L207 213V216L208 217H205V218H209L210 217V212H213L214 210L216 211V210H218V209H215V207H214V205L213 204H211L209 201H207V200H205V197H203L201 194H198V196L196 197ZM245 199H246V197H244ZM11 199V198H10ZM37 199H39V198H37ZM48 199V200H47ZM177 199H179V198H177ZM224 199V198H223ZM222 199V200H223ZM225 199H226V197H225ZM1 200V199H0ZM21 200V199H20ZM137 200V199H136ZM90 201V202H91ZM179 201V200H178ZM1 202V201H0ZM11 202H13V201H11ZM24 202V201H23ZM43 202H45V201H43ZM42 202V203H43ZM82 202V201H81ZM87 202V201H86ZM138 202H139V200H138ZM2 203V202H1ZM0 203V204H1ZM7 203V202H6ZM41 203V204H42ZM4 204V203H3ZM11 204V203H10ZM15 203H13V205H14ZM18 204V203H17ZM25 204V203H24ZM70 204V203H69ZM77 204V203H76ZM84 204V202L81 204L82 206H84L83 205ZM133 204V203H132ZM132 204H131V206H132ZM204 204H206V205H209L210 206V208H205V205ZM9 205V204H8ZM16 205V204H15ZM23 205V204H22ZM47 204H46V202H45V204H44V206H46ZM49 205H47V208L49 207ZM64 205H66V204H64ZM81 205H79V206H81ZM88 205V204H87ZM87 205H86V207H84L85 208V210L87 209V211H89L88 210V208H87ZM136 205V204H135ZM204 206V207H200V206ZM2 206V205H1ZM0 206V207H1ZM19 205H17L16 206V208L18 207ZM42 206H43V204H42ZM42 206H41V208H42ZM43 206V207H44ZM50 206V207H51ZM67 207L69 206V205H66ZM66 206H63L64 208H66ZM72 206H74V205H71V207ZM81 206V208H83ZM129 206V207H128ZM137 207H138V205H136ZM208 206V207H209ZM212 206V207H211ZM10 207H12V206H10ZM20 207H21V201H20ZM20 207L17 209V212H18V210L20 209ZM23 207H24V205H23ZM26 207V206H25ZM75 207V206H74ZM74 207H73V209H74ZM78 207V206H77ZM76 207V208H77ZM135 207V206H134ZM14 208V207H13ZM40 208V207H39ZM38 208V209H39ZM40 208V209H41ZM81 208H77V209H79V211H81V210H84V209H81ZM131 208H133V206L131 207ZM203 210H202V209ZM211 208H213L212 210L213 211H211L210 210V212H209V210H207V209H211ZM23 209V208H22ZM43 209V208H42ZM41 209V210H42ZM44 209H46V208H44ZM68 209V208H67ZM81 209V210H80ZM0 210H2V208L0 209ZM23 210H25V209H23ZM70 210H71V208H70ZM75 210V209H74ZM137 210V209H136ZM138 210V211H139ZM207 212H206V211ZM77 211V210H76ZM79 211H78V213H79ZM134 211V210H133ZM206 212V213H204V215L203 216H201L200 217V215H199V213L198 212H200L201 213V215L203 214L202 212ZM17 212H9V214H6V212H5V210L4 211H0V215H2V217L4 218L3 219V221L4 222H6V225H4L5 227H3V226H1L0 225V256L1 257H3L2 259H5V257H6V255H13L12 254V252L10 251V249L7 247V246H9L10 244H12V245H15V246H17V247H19L20 246V244H25V240H24V238L23 237H18V235H17V233L19 232L18 231V229H17V225H19L20 223H23V222H30V221H32V220H29L28 219V217L30 218V215H29V213H27V212H21V214H17ZM58 212H56L57 214H58ZM68 213H71L72 211H67ZM75 212V211H74ZM73 212V213H74ZM84 212V211H83ZM86 212V211H85ZM93 212H92V214H93ZM157 212H159L160 214H158ZM209 212V213H208ZM20 213V212H19ZM39 213H41V212H39ZM39 213L37 214V215H39ZM43 213V212H42ZM47 213V212H46ZM88 213V212H87ZM102 213V214H103ZM184 213V212H183ZM182 213V214H183ZM32 214H34L35 215V213L33 212V213H31V215ZM67 214V213H66ZM75 214H76V212H75ZM75 214H71V216L73 217V215H74V217H75V219H76V216H75ZM90 214V213H89ZM102 214H100V216L102 215ZM36 215V216H37ZM42 215V214H41ZM47 215V214H46ZM79 215V214H78ZM78 215H77V219L79 218L78 217ZM80 215H81V213H80ZM95 215H96V217H95ZM127 215V216H126ZM138 215H139V212H138ZM142 215V214H141ZM173 215H178L177 213L176 214H173ZM36 216H31V217H36ZM44 216V215H43ZM48 216H49V220H50V215H49V213H48ZM67 216H68V214H67ZM133 216V215H132ZM130 217V218H134V216L133 217ZM140 216V215H139ZM139 216H137V217H139ZM166 216H169L168 218H165ZM186 216V215H185ZM46 217V216H45ZM74 217L72 218V219H74ZM136 217V216H135ZM263 217V216H262ZM37 218H38V216H37ZM40 218V217H39ZM44 218V217H43ZM42 218V216H41V219H43ZM52 218V217H51ZM69 218H67V220L69 219ZM128 218V217H127ZM130 218H129V221H128V223L130 222ZM141 218H142V220H143V217L141 216ZM151 218L154 220V218L151 216ZM161 218V217H160ZM189 218H190V220H189ZM32 219V218H31ZM53 219V218H52ZM51 219V220H52ZM121 219V220H120ZM139 218H137V220H138ZM207 219H205L203 222L202 221H200V220H198L197 221V223H199L200 225H201V223L203 224ZM212 219L213 218H211L210 220H209V222L210 221H212ZM228 218H226V220H227ZM262 218H260V220H261ZM2 220V219H1ZM35 220H36V218H35ZM35 220H34V224L36 225V223H37V221H36V223H35ZM39 220V219H38ZM83 220V219H82ZM83 220V221H84ZM127 220V219H126ZM132 220V219H131ZM137 220H135V221H137ZM146 223H145V225H148L150 222H151V219L150 218H146ZM152 220V221H153ZM158 221H157V224H158V222H163V221H165V220H163V221H159V219H157ZM215 220H217V219H214V221ZM226 220L224 219V226H226L227 224H225L226 223ZM263 220H264V217H263ZM47 221H48V219H47ZM54 221V220H53ZM208 221V220H207ZM1 222V221H0ZM3 222V223H4ZM18 222H20V223H18ZM40 222V221H39ZM41 222H43V220L41 221ZM79 222V223H80ZM98 222V223H97ZM132 222V221H131ZM130 222V223H131ZM137 222H139V223H141L142 221L141 220H139V221H137ZM137 222H134V223H137ZM156 222V220L153 222L154 224H156L155 223ZM218 222V221H217ZM258 222V221H257ZM259 222H261V221H259ZM258 222V223H259ZM262 222H264V221H262ZM262 222H261V225H259L258 227H263V225H264V223L262 224ZM18 223V224H17ZM33 223V222H32ZM31 223V224H32ZM84 223H85V221H84ZM120 223H122V222H120ZM123 223H124V220H123ZM122 223V224H123ZM128 223H127V225L125 224V225H123L124 227L125 226H128ZM129 223V224H130ZM133 223V224H134ZM152 222L149 224V225H151V224H153ZM160 223H159V226H158V228H159V232L161 233L162 231H160L161 230V228H160ZM170 223V222H169ZM168 223V224H169ZM208 222H206V223H204L205 225L207 224ZM220 223H223L222 221L220 222ZM220 223H218V226H216L217 228L218 227H220L219 226V224ZM0 224H2V223H0ZM16 224V225H15ZM34 224H33V226H34ZM37 224H39V223H37ZM41 224V223H40ZM39 224V225H40ZM81 224H83L82 222H81ZM114 224V223H113ZM116 224H117V222H116ZM121 224V225H122ZM132 224V223H131ZM133 224H132V227H133ZM142 224H143V222H142ZM153 224V225H154ZM168 224H166V225H168ZM176 224H177V222H176ZM176 224H173V225H175V226H177ZM199 224H197L198 226H199ZM209 224H212V223H209ZM214 224V223H213ZM255 224H257V223H255ZM260 224V223H259ZM58 225V226H57ZM117 225H119V223L117 224ZM137 225H138V223H137ZM141 225V224H140ZM144 225V228L146 227ZM148 225V227L150 228L151 226H149ZM165 225V224H164ZM165 225V226H166ZM229 225H230V223H229ZM228 225V226H229ZM232 225V224H231ZM231 225L229 226V227H231ZM38 226V225H37ZM37 226H35V227H37ZM41 226V225H40ZM47 226V225H46ZM57 226V227H56ZM130 226V225H129ZM135 226V225H134ZM143 226V225H142ZM141 226V227H142ZM157 225H154V226H152V227H156ZM172 226V225H171ZM172 227L173 229L175 228H177V227ZM203 226V225H202ZM202 226H199L198 228H202ZM39 227V226H38ZM100 227V228H99ZM204 227V226H203ZM221 227H223V226H221ZM220 227V228H221ZM227 227V226H226ZM226 227H224V228H226ZM95 228V229H94ZM96 228H99V229H101V230H103L101 233H104V234H102V235H100L101 237H99V234H98V236L96 237L95 235H94V231H95V234H96ZM130 229H131V227H129ZM129 228H128V231H129V233H130V230H129ZM163 228V227H162ZM167 228V227H166ZM224 228H222V229H224ZM253 228H255V227H253ZM37 229H39V228H37ZM37 229H36V231L35 232H37ZM43 229V228H42ZM41 228H40V230H42ZM146 229H147V227H146ZM165 228H163V230H164ZM170 229V228H169ZM169 229H167V230H169ZM219 229V228H218ZM115 231L117 230V229H114ZM138 230H140V228L138 229ZM216 231H217V229H215ZM214 230V232H216ZM226 230V229H225ZM254 230V229H253ZM256 230H257V226H256ZM262 230H264V229H262ZM262 230H260V231H262ZM39 231V230H38ZM158 231V230H157ZM156 230H155V232H154V228H153V231L152 232H154L155 234H156V232H157ZM219 231L221 232V229H219ZM219 231L217 232V233H219ZM252 231V230H251ZM34 232V231H33ZM44 232V231H43ZM99 231H97V233H98ZM113 232V231H112ZM111 232V233H112ZM118 232V231H117ZM152 232H151V234H152ZM158 232V233H159ZM164 233L165 232H167L166 230L165 231H163ZM163 232H162V234H163ZM168 232H170V231H168ZM172 232V231H171ZM174 232V231H173ZM176 232H178L177 233V235L181 238L182 237V235H181V233L183 232V231H181V233L179 234V231H178V229H176V231L174 232V235L176 234ZM264 232V231H263ZM119 233V235H121L120 234V232H118ZM122 233V232H121ZM125 234H128V235H130L129 233H126V230H125V232H124ZM134 233V232H133ZM132 233V234H133ZM148 233H149V231H148ZM186 233V232H185ZM217 233H215V235H213V236H215V238L212 236L211 237V239L213 238V239H215L216 240V235H219V234H217ZM234 233H236V232H234ZM258 233H260V232H258ZM258 233H254V235L255 234H257V237H255V240L256 241H258V240H260L261 241V239L263 238V240H264V237H262V236H264L263 235V233L261 232V239H260V237H258V236H260V235H258ZM96 237V238H98L99 237V239L101 238V240H102V243L100 244V242H99V244H98V241H97V244H96V246L97 247H95L94 245H95V242L96 241H92V240H94V237L92 238V240H91V236H93V235ZM107 234V235H108ZM116 234V233H115ZM114 234V236L116 237V235L118 236V234H116L115 235ZM125 234H123L122 233V236L123 235H125ZM131 234V235H132ZM150 234V233H149ZM148 234V235H149ZM155 234H154V236H155ZM162 234H160V235H158V234H156L157 235V237L158 236H161V237H163L162 236ZM166 234H170V233H166ZM183 234V237L184 238H189V236H187V234L188 233H186L185 235H184V232L182 233ZM239 234V233H238ZM251 234V233H250ZM164 235V234H163ZM171 235V234H170ZM170 235L168 236V239H169V237H170ZM173 235V234H172ZM189 235V234H188ZM221 235V234H220ZM245 235H248V234H244V236ZM38 236H41V235H39V233H37V240L39 239L38 238ZM70 238H69V237ZM103 236V237H102ZM112 236V238H114V236L113 235H111ZM110 236V237H111ZM150 236V235H149ZM153 235H151V238L152 237H154ZM165 236V235H164ZM185 236H187V237H185ZM206 235H204V237H205ZM222 236V235H221ZM230 236H231V234H230ZM229 236V237H230ZM35 237V236H34ZM67 239H66V238ZM109 237V238H110ZM119 237V236H118ZM117 237V238H118ZM127 237V236H126ZM132 237V236H131ZM130 236H129V238L128 239H125L124 238V236H123V238L126 240V242L128 243V240L130 239V241H131V239L134 237H132L131 238ZM138 237V236H137ZM203 237V236H202ZM201 237V238H202ZM209 237V236H208ZM208 237H206V238H208ZM232 237H234V236H231V238ZM243 237V236H242ZM252 237H254L253 236V234H252ZM19 238V239H18ZM23 238V239H22ZM96 238H95V240H96ZM112 238H110V239H112ZM116 238V239H117ZM122 238V240L124 241V239ZM159 238V237H158ZM164 238V237H163ZM162 238V239H163ZM166 238H167V236H166ZM171 238V237H170ZM219 238V237H218ZM220 238H222L223 239V237H220ZM236 238V237H235ZM235 238H233V239H235ZM258 240H257V239ZM69 239V240H68ZM98 239V240H99ZM183 239V238H182ZM181 239V241H183ZM190 239V242L191 241H193L192 242V244H195L196 242H199V239L197 240V241H194V239L193 240H191V237L189 238ZM204 239V240H203ZM213 239L212 240H210V241H213ZM227 239V238H226ZM249 239H250V237H249ZM252 239V238H251ZM40 240V239H39ZM134 240H135V238H133L132 239V242H134ZM201 240V239H200ZM202 240L203 241H208L207 239H205V238H202ZM214 240V241H215ZM225 240V239H224ZM223 240V241H224ZM227 240H229V239H227ZM239 240H240V238H239ZM239 240H237V241H239ZM242 240V239H241ZM262 240V241H263ZM100 241V240H99ZM171 241V240H170ZM185 241V240H184ZM184 241H183V244H185V245H187V243L185 242L184 243ZM203 241H200L199 242V244L200 243H202L203 244ZM219 241V240H218ZM230 241V240H229ZM235 241V240H234ZM233 241V243H234V245L231 247V249H234V246H235V244H237L236 243V241L234 242ZM243 241V240H242ZM249 241V240H248ZM253 241H254V239H253ZM261 241V242H262ZM34 242V241H33ZM93 243L92 244V246L93 247H95L94 249H93V251L91 252V249L92 248H90V243ZM125 242V241H124ZM131 242V243H132ZM173 242H175V241H172V244H174ZM195 242V243H194ZM216 242H217V240H216ZM225 242L226 241H224V244H225ZM232 242V241H231ZM241 242V241H240ZM246 243H248L247 241H245ZM255 242V241H254ZM35 243H37V242H35ZM130 243V244H131ZM164 243H167L166 241L165 242H163L162 244L164 245ZM175 243H177V242H175ZM214 244H215V242H213ZM218 243L219 242H217L216 244L218 245ZM251 243H253V242H251ZM69 244L71 245V248H70V246H69ZM180 244H182V243H180ZM201 244V245H202ZM205 244H207V243H205ZM209 244H210V242H209ZM238 244H239V242H238ZM242 244H243V242H242ZM241 244V245H242ZM254 244H256V243H254ZM35 244L33 243V245L32 246H34ZM99 245H103V246H100L99 247ZM135 244H133V246H134ZM144 245V244H143ZM166 245V244H165ZM164 245V248L163 249H165V251H166V249H168L166 246ZM174 245H177V244H174ZM184 245V246H185ZM208 245V244H207ZM223 244H222V242H220L219 243V246H222ZM227 245H232V244H229V242L227 243ZM240 245V244H239ZM246 245V244H245ZM261 245V247H263L262 246V244H259V246ZM32 246H31V249L33 250V248H32ZM91 246V247H92ZM168 246V245H167ZM172 246V245H171ZM183 246V245H182ZM190 246V245H189ZM206 246V245H205ZM209 246V245H208ZM214 246V245H213ZM212 246V247H213ZM219 246H217V247H219ZM224 246V245H223ZM223 246H222V248H223ZM226 246V245H225ZM237 246V245H236ZM249 247H257L256 245H254V246H251V244L250 245H248ZM20 247H23L22 245L20 246ZM61 247V246H60ZM166 247V248H165ZM169 247V246H168ZM176 247V246H175ZM175 247H173L174 249H175ZM178 247V246H177ZM192 247V246H191ZM197 247V246H196ZM215 247V246H214ZM214 247H213V249H214ZM229 247V246H228ZM241 247H243V246H240L239 247V249L238 250H240V248ZM247 247V246H246ZM246 247H243V252H244V248H246ZM8 248V249H7ZM28 248V247H27ZM58 248V247H57ZM133 248V247H132ZM195 248V247H194ZM193 248V249H194ZM198 248V247H197ZM203 248V247H202ZM205 248V247H204ZM216 248V247H215ZM221 248V247H220ZM236 248V247H235ZM260 247H258V249H259ZM101 249V248H100ZM162 249V250H163ZM169 249H171V248H169ZM173 249V250H174ZM191 249V248H190ZM193 249L191 250V252L193 251ZM206 249H208V247L206 248ZM213 249L212 250H210V252L209 253H207V254H209V256L208 257H210V253H212V251H213ZM218 249V248H217ZM217 249H214V253H215V250H217ZM226 250H227V248H225ZM248 249V248H247ZM247 249H246V251H247ZM250 249H252V248H250ZM255 249V248H254ZM263 249V251H264V248H262ZM261 248H260V250H262ZM26 250V249H25ZM29 251H31L32 252V250H30V249H28ZM60 250V249H59ZM99 250V249H98ZM156 250V249H155ZM161 250V251H162ZM224 250V249H223ZM237 250V249H236ZM42 251V252H41ZM102 251V250H101ZM154 251V250H153ZM164 251V252H165ZM170 250H168L166 253H168ZM179 251V250H178ZM183 251V250H182ZM189 250H187V252H188ZM204 251H205V249H204ZM206 251H208V250H206ZM205 251V252H206ZM218 251V250H217ZM221 251V250H220ZM219 251V252H220ZM250 251V250H249ZM249 251H248V255H249ZM22 252H24V251H22ZM28 252V251H27ZM25 253V257H29L28 259H29V262H28V264H31V262H33L32 260L30 261V258L32 257L31 255V257L28 255V253ZM39 252H41L42 253V255H39ZM100 252V251H99ZM155 252V251H154ZM163 252V251H162ZM162 252H161V254H162ZM164 252H163V255H164ZM172 252V251H171ZM171 252H170V254H171ZM174 253H175V251H173ZM190 252V253H191ZM194 252H196V248H195V251ZM241 252V251H240ZM255 252H256V249H255ZM255 252H252V253H254V255H252V256H254V258L256 259V260H254V258L253 257H251V258H253V264H255V263H257V264H264V260H263V258H264V255L263 254H259V253H261V251L259 252L258 251V254L260 255L259 257H261L262 255V257H261V259H262V261H261V259L259 260L258 259V262L259 261H261V263L259 262H256L257 261V257L255 256V255H258V254H255ZM40 253V254H41ZM96 253V252H95ZM97 253H98V251H97ZM96 253V254H97ZM100 253H102V252H100ZM158 253V252H157ZM166 253H165V255H166ZM190 253H185V255H184V253H183V255L186 257V254L187 255H192V254H190ZM218 253V252H217ZM246 254H247V252H245ZM250 253H251V251H250ZM263 253V252H262ZM30 254V253H29ZM34 254H32L33 256H34V258H35V255ZM52 254V253H51ZM57 254H54L53 253V255H52V257L55 255V257H57L56 255ZM95 254V255H96ZM156 254V253H155ZM170 254H169V256H170ZM178 254L180 255V252H178ZM177 254V255H178ZM204 254V255H205ZM49 255V254H48ZM47 255V256H48ZM81 255V256H80ZM162 255V256H163ZM164 255V256H165ZM173 255V257H174V254H172ZM176 255V256H177ZM178 255V256H179ZM195 255V254H194ZM198 255V254H197ZM197 255H195L194 257H196ZM206 255H205V257L204 258H206L207 259V257H206ZM215 256H216V258H217V254L215 253L214 254ZM243 255V257H245V258H247V256H244V254H242ZM13 256H16L17 258H18V260L17 261H22L24 258H23V254H20V253H18L17 251L16 252H14V255ZM37 255H36V257H38ZM51 256V255H50ZM102 256V254L99 256V258ZM152 256V255H151ZM155 256V255H154ZM154 256H153V258H154ZM162 256H160V258H158L157 257V260L159 259V260H163L164 258L162 257ZM167 257H168V255H166ZM165 256V259L167 258ZM177 256V257H178ZM202 257H203V254L201 255ZM211 256H213V255H211ZM55 257H54V259H55ZM57 257V258H58ZM87 257H85V258H87ZM96 257V256H95ZM180 257V256H179ZM189 257V256H188ZM202 257L200 258V255H199V257L198 258H200L201 260H202ZM214 257V256H213ZM242 257V258H243ZM250 257L248 256V258L250 259ZM11 258V257H10ZM13 258H15V257H13ZM41 259H43V257H40ZM39 258V259H40ZM49 258L51 259V257H47V259L49 260ZM56 258V259H57ZM82 258H83V256H82ZM99 258H97V259H99ZM102 258V257H101ZM100 258V259H101ZM163 258V259H162ZM171 258H172V256H171ZM170 257H168V260L167 261H169L170 259H171ZM176 258V257H175ZM174 258V259H175ZM187 258V257H186ZM192 258V257H191ZM197 258V259H198ZM203 258V259H204ZM241 258V259H242ZM242 259V260H246V259ZM32 259V258H31ZM37 258H35V260H36ZM45 259H46V257H45ZM45 259H43V261L45 260ZM53 259V258H52ZM53 259V260H54ZM84 259V258H83ZM82 259V260H83ZM88 259V258H87ZM93 259H95V258H93ZM92 259V260H93ZM164 259V260H165ZM173 259V260H174ZM176 259H178V258H176ZM175 259V264H176V260ZM185 259V258H184ZM197 259H196V261H195V264L197 263ZM198 260V261H201V260ZM206 259H204V261L206 260ZM209 259V258H208ZM207 259V260H208ZM34 260V259H33ZM47 260V261H48ZM81 260V261H82ZM84 260H86V259H84ZM83 260V261H84ZM91 260V261H92ZM102 260H103V258H102ZM150 260H151V258H150ZM156 260V259H155ZM154 260V262H155V264H158V263H161V262H156ZM172 260V259H171ZM170 260V261H171ZM180 260V259H179ZM188 260V259H187ZM251 260V259H250ZM250 260H248L247 259V261L246 262H249ZM1 261V260H0ZM3 261V260H2ZM23 261H25V260H23ZM28 261V260H27ZM39 261V260H38ZM50 261H52V260H50ZM49 261V262H50ZM55 261V260H54ZM88 261H90V259L88 260ZM88 261L86 260V262H85V264L86 263H88ZM94 261V260H93ZM166 261V264L168 263ZM169 261V262H170ZM189 261V260H188ZM203 261V260H202ZM201 261V262H202ZM203 261V262H204ZM4 262V261H3ZM3 262L2 263H0V264H3ZM35 262L36 261H34L33 263L35 264ZM46 262V261H45ZM44 262V263H45ZM100 262H101V264H102V261L100 260H96V261H94V262H92V264H100ZM153 262V263H154ZM165 261H162V264L164 263ZM172 263H174L173 261H171ZM170 262V263H171ZM200 262V263H201ZM246 262H244V263H246ZM25 263V262H24ZM37 263V262H36ZM39 263V262H38ZM37 263V264H38ZM47 263V262H46ZM52 263L54 264V262L52 261ZM55 263H56V261H55ZM82 263V262H81ZM80 263V264H81ZM151 263V262H150ZM178 263V262H177ZM194 263V262H193ZM199 263V262H198ZM197 263V264H198ZM250 263L252 264V260L250 261ZM21 264V263H20ZM50 264V263H49ZM89 264V263H88ZM91 264V263H90ZM165 264V263H164ZM178 264H180V263H178ZM192 264V263H191ZM243 264V263H242ZM249 264V263H248Z\"/></svg>","mask_w":264,"mask_h":264}]
</instances>
